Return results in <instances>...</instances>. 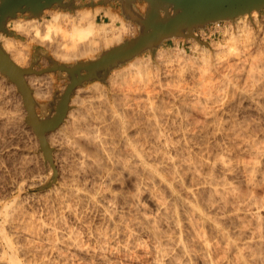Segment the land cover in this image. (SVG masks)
I'll use <instances>...</instances> for the list:
<instances>
[{
	"label": "rangeland",
	"instance_id": "obj_1",
	"mask_svg": "<svg viewBox=\"0 0 264 264\" xmlns=\"http://www.w3.org/2000/svg\"><path fill=\"white\" fill-rule=\"evenodd\" d=\"M77 2H79V4L77 3ZM112 2V3H111ZM117 0H111V1H109V3H103L102 2V0H89V1H87V0H77V1H75V3H74V8H67V10H71V11H74V10H78V9H82L83 7L84 8H91V9H93V8H95L96 6H98V7H100V6H107V5H109V6H111L113 9H119V10H121V8H120V3L118 2ZM139 2V4H143L144 2H142V1H138ZM137 2V3H138ZM97 3V4H96ZM115 3H116V5H115ZM95 4V5H94ZM102 4V5H101ZM119 6H118V5ZM145 4V3H144ZM83 5V6H82ZM82 6V7H81ZM134 6H137L136 4H134L133 5V7ZM80 7V8H79ZM53 8V7H52ZM55 8L56 7H54V9H52V10H55ZM97 8V7H96ZM136 9V8H135ZM137 10V9H136ZM145 10H146V4H145V8H144V11H142V12H139L138 10V12L137 13H139V14H141V15H143L144 13H145ZM48 11V10H47ZM47 11H46V13H47ZM255 12V13H254ZM254 12H252L250 15H248V14H245V15H243V16H240V17H238V18H235L233 21H231V20H228V21H220V22H216V23H209V24H206L205 26H204V28L202 27V28H198V29H195L194 31H193V35H194V38H183V37H179V38H170V39H166V40H164L162 43H161V45H159L158 47H155V48H153V50L151 51V50H146V51H144V52H142L141 54H139V55H136L135 57H133V58H131L130 60H128V61H125V62H122V63H120L119 65H117V66H115L114 68H112V69H110L105 75H103V76H99L98 78H92V79H90V80H86V81H82L79 85H76L72 90H71V93H70V96H69V98H68V101L66 102V109H65V112H64V115H63V119L61 120L62 122H60L59 124H58V126L56 127V128H64L65 126H66V124L68 123L69 124V122H68V120L70 121V117L71 118H73L74 116L75 117H77V118H79V117H81V116H85V115H87L86 113H88V115H90L92 118L90 119V116H86L87 118V122H88V120L89 121H91L92 119H99L98 117H99V114L100 115H102L101 113H103L104 115H102V117H100V119H101V121L100 120H98V121H100L99 123H103V125L105 124V125H107V127L104 125H102V123L101 124H99V123H96V122H98L97 120H96V122L94 121V120H92V121H94L95 123H96V125H97V127L95 126V123L94 122H89V123H91V124H89V123H87V125L89 124V126H91L92 127V124H93V126H95L94 128H91L90 127V129H93L94 131L96 130V129H98V130H100L101 131V135H102V137H101V135H100V131H98V130H96L95 132H99V134L98 135H96V133L94 132V134H95V139H98L99 140V142L101 143V144H103V142H104V140L102 141V139H104L105 138V140H106V138H107V140H108V138H109V140H108V143L109 142H111V141H114L113 143H116L115 144V146H113L114 144L111 142V143H109L113 148L114 147H116V145L117 144H121L120 143V135H118V133L119 132H117V130H116V132H114L115 131V128L114 127H112V129L114 128V131L111 133V131L109 130V129H111V127H110V125L112 124V126H113V123H111L112 122V120H113V118L112 117H114V112L115 113H118L119 114V112H120V114L121 115H123L124 113L126 114V113H130L131 111H132V109H133V112L132 113H130V114H133V113H135L134 111L135 110H137L136 112L137 113H140L142 110H144L143 112L144 113H150V114H152V115H154L155 113V116L157 115V117H159V119L161 120V125L159 124V127H161L162 129H161V133L165 136V137H167V142H174L173 144H175V142H178L179 141V143H176L175 145H176V149L178 150V148H179V150L180 151H184L183 152V154H181L182 152H177V156H178V154L179 155H181V156H178V157H180L179 159H181V161H182V157L184 156V159H186L187 161H189L188 159L190 158L191 160L190 161H195V162H193V163H195L196 165H195V167L197 168V173L196 172H194L193 171V173H192V170H187V171H189L188 173L185 171L186 169H183L184 171H185V174H184V171L182 170V172L180 171V174L179 175H181V174H183V175H181L180 177L177 175V177H179V179L177 178L176 179V182H175V179H172V181L171 182H175V184L177 185L178 184V186L177 187H174V186H172L173 187V189H170V188H172L171 186H170V184H168V183H171V182H169L170 181V179H171V176L170 175H168L169 173H166L167 175H168V177H169V179L167 180V179H164V177H167V175H165L164 174V172H166V170L164 171V170H162V169H160V166L158 167L157 165H156V168H157V172H154L153 174H152V176L153 175H155V174H157L159 177H162V176H164L163 177V179H161L162 181H164L162 184H161V180L160 179H157V178H159L157 175H155V176H157V177H154V179L151 177V176H149V175H145V174H142V176H141V173L138 171V173H137V175L140 177H137V178H135L136 177V174H135V172H137V171H135V172H133L132 174H133V176L135 175V177L134 178H132V174L131 175H129L128 176V174H127V172H128V170H126L127 172H125L126 174L124 175V173L123 174H121L120 176H119V174H120V172L122 171V169L120 170V169H116V165L114 164V162L112 163L111 161H113L112 160V157L111 158H109V156H110V154H109V152H111V146H109V144L107 143V141L106 142H104V145L105 146H107L109 149H111V150H109L108 152L107 151H105V150H108V149H106L107 147H103V145H95V144H92V146L94 145V146H96V147H91L90 145H88V144H90V143H92V142H89V140H88V143L85 141V139H87V138H80V139H78L77 141H79V142H77L76 141V143H75V145L73 146V147H66V148H52L51 147V145H49V147H50V149H51V164L53 165V168H54V170H55V173L53 172V170H52V167H51V165H50V163L44 158V155H43V153H42V151L40 150V146H39V143H38V140L36 139L37 137H36V135L32 132V129L29 127V126H27V124H26V121H25V119H26V112H25V109H24V106H23V102H22V97H21V95L19 94V92H18V90H17V88H16V86H14V84L12 83V82H10L8 79H7V77L5 76V75H3V74H1L0 73V230H1V234H6V236L8 235V238L9 239H13L12 240V242H14V246H15V248L16 247H18V250L16 249V252L18 253L19 251L21 252V248H20V245H22V247H24V246H26V243H27V245H29L30 243H31V246L33 245L34 247L37 245V247H39V245L40 246H42V247H47V241L46 240H44V239H46V238H44V237H42L41 239L39 238V237H41V236H38V235H36L35 233H36V231L37 230H35V231H32L31 230V228H32V226H35L34 225V222H35V224H36V226L37 227H40V225H42V224H40L39 226H38V224L40 223V222H44L45 223V225L47 224V226H50V228L52 227H54L53 229H56L57 227V229H56V231H58V232H55V233H57L56 235H54V236H57V237H55V238H61L60 240H58V239H55L54 238V240H56V241H59L58 243L59 244H61V247H62V249H64L65 247L66 248H68L67 250H63V251H65V252H69V253H66V254H69L68 255V259L67 260H69L70 258V261H67L65 264H78V262H79V264H100V263H102L103 261H105V263L103 262L102 264H109V262H110V264H149L150 263V258L149 257H151V253H152V251H153V246L155 245V244H157L158 243V245L160 244V243H162V247L163 246H166V245H163L165 242V239H166V241H167V238L169 239V237H170V239H172L171 240V242L173 241V238L174 239H176V240H178L179 241V238L178 237H180V235L181 234H183V235H181V237H183V238H181L183 241H180L181 242V244H182V242H183V244H184V247L186 248V250L188 251L189 249H191V250H189V253H190V255L189 256H187V254H181V255H179L178 253H176V248H175V246H179V244H180V242L178 243V244H174V241H176V240H174L172 243H170V245L168 244V246L170 247V249H171V251H170V249H169V251H168V249L167 250H165V251H167V253H165L164 255H165V257H169L170 259L168 260V258H165L164 256V260H163V257L161 258L162 259V262H163V264H187V262H188V264L190 263V264H201V263H199L200 261H199V259H197V258H199V257H196L197 255H199L198 253H200V251H198L197 249L198 248H196L195 249V246H192L193 245V242H192V236L193 235H191L192 233H190L191 231L189 230V228L187 227V226H184V225H186L185 224V222H184V220H183V218H182V215L181 216H177V218H178V220L176 221H174V222H172V227H170L171 226V223L168 225V223H169V221L171 222V219L172 220H174L175 218H174V216L176 217V215H180V214H182V208L178 205V207H179V210H178V208H176L177 206L175 205V203L177 204V201L174 203L173 201H175V198H177L175 195L177 194V196L182 200L181 202H186V201H188V202H191L192 201V203L193 204H197V206H199L200 204V208L201 209H204V211L205 212H207L206 214L208 215V214H210L209 216H215L217 213H220L221 212V210H222V212L221 213H224L225 211H223V209L222 208H220L219 210H217V211H215V210H212V211H209L210 209H208L207 208V206H206V204H204L203 205V201L201 200L202 198H204L205 196H207V194H206V192H204V189H205V186L203 187V183H205L206 181H204L202 178H203V176H204V179H206V178H208V176L212 173V172H214V173H212L211 174V177L213 176V178L215 177V179L216 180H218V178H220L219 179V181L220 180H222L223 179V177H224V182H225V179H226V182L225 183H230V185L231 184H234L233 186L235 187V191L237 190V192H236V194L237 195H243V196H245V194H246V192H248V195H250L251 193H253V194H251V195H254L253 197L255 198V195H257L256 196V200H258L257 202H259V203H264V181L262 180L263 178H264V173L262 172V171H264V169L262 170V167L263 166H261V171H260V173L259 174H261V173H263V175L261 174V176L263 177H261L260 175H258L257 174V176L259 177H261V178H258L257 176L255 177L256 178V180L254 179L252 182H251V180L250 179H248V175H249V173H247L245 170H243V168H244V166H243V163L245 164L246 162H248V160H249V158L250 157H247L243 152H241V151H237V150H240V149H237L236 147H238L237 146V144L236 145H232V147H231V144H230V142L231 143H233V138H232V136H230L231 138H229L230 139V141H228V138L227 137H229V136H227V134L228 133H230V127H232V126H230L229 127V125L230 124H235L234 126H237L238 125V123H240V126H242L243 125V123H244V125L245 126H242L243 128L245 127L247 130L249 129V131L251 130V128L252 127H250V126H255L256 125V123H257V125L255 126L256 128L258 127L259 128V125H260V130L258 129H256V128H254V130H253V128H252V130H253V132H252V130L249 132V131H247V132H249V133H247V134H250V136L249 135H246V137H250V139H249V137L247 138V140L249 139V140H251V138H253V140L255 139V138H257L258 139V143L259 142H262V141H260V140H263L264 138V130H262V128H264V124H262V123H264V118L262 119V117L263 116H261L260 114H262V112H264V111H261V113H260V111L259 112H257V111H254V109L251 107V105H249V104H246L248 101L246 100V99H243L244 97H243V93H250V90L251 91H253V92H251V93H254V91H255V86H256V83H258V82H260V81H262V79L264 78V8L263 9H261V10H259V11H254ZM46 13H44L41 17H38V18H43L45 15H46ZM254 13V14H253ZM26 14V13H25ZM25 14H18L17 16H25V17H30L29 15H28V13L25 15ZM16 16V17H17ZM245 17V23H243V24H241L240 26H236V25H239L240 23H237L238 22V20L239 19H241V18H244ZM37 18V17H36ZM254 18H255V20H254ZM97 23H99L100 22V17L98 16L97 18ZM134 24L135 25H137L135 22H134ZM138 26V25H137ZM248 26V27H247ZM237 27V28H236ZM243 27V28H242ZM244 27H245V29H244ZM139 28V27H138ZM228 28V29H227ZM242 28V29H241ZM260 28V29H259ZM5 29H6V31H7V34H9V35H14L13 33H11L10 32V30H9V28H8V23L6 24V26H5ZM227 29V30H226ZM237 29V30H236ZM244 29V30H243ZM249 30V31H248ZM251 30V31H250ZM226 31V32H225ZM241 31V32H240ZM258 31V32H257ZM246 32H247V34H246ZM249 32V33H248ZM138 33H139V31H138ZM237 33H239V34H237ZM241 33V34H240ZM252 33V34H251ZM232 34H233V36H232ZM235 35V36H234ZM244 35V36H243ZM239 38H238V37ZM233 37V39H234V41H231L232 39H229V38H232ZM248 38V39H247ZM249 38H251V39H249ZM22 39V38H21ZM226 39V40H225ZM245 39V40H244ZM127 40H130V39H127ZM193 40V41H192ZM229 40V41H228ZM250 40V41H249ZM254 40V41H253ZM249 41V42H248ZM236 42V43H235ZM258 42V43H257ZM197 43V44H196ZM252 43V44H251ZM255 45V46H254ZM258 45V46H257ZM229 47H231V48H229ZM201 49V50H200ZM227 49V50H226ZM162 50V51H161ZM206 50V51H205ZM225 50V51H224ZM234 50V51H233ZM260 50H261V52H260ZM164 51V52H163ZM204 51V52H203ZM208 51V52H207ZM221 51H223V52H225V53H223V52H221ZM230 51V52H229ZM162 52V53H161ZM169 54H168V53ZM208 54H207V53ZM214 52V53H213ZM217 52V53H216ZM227 52V53H226ZM228 52H229V56H228ZM232 52V53H231ZM216 53V54H215ZM221 53V54H220ZM231 53V54H230ZM234 53H236V54H234ZM259 53V54H258ZM157 54V55H156ZM242 55V56H240V55ZM258 54V55H257ZM213 55H215V57L213 56ZM218 57H217V56ZM262 55V56H261ZM223 56V57H222ZM230 56H231V58H230ZM236 56V57H235ZM139 57V58H138ZM157 57V58H156ZM160 57V58H159ZM171 57H172V59H171ZM214 57V58H213ZM225 57V58H224ZM258 57V58H257ZM134 58H138V60H139V62H140V60L141 61H143V62H140L141 64L142 63H144L143 65L145 66V65H149L148 67L149 68H147L148 69V72L149 71H151V73L149 72V75L147 76V78H148V80L150 81H148L147 82V78H146V76H143L142 74L143 73H141V74H138L139 76L137 77L136 75H134L135 77L134 78H130V80L133 82V81H135V83H134V85L130 82H126L127 83V86H126V84L124 85V81L122 82V78H118L117 79V77H116V75L118 74V73H120V71H121V73H122V70L124 71V68L126 67V66H128V64L130 63V61H132V60H134ZM143 58V59H142ZM234 58V59H233ZM244 58H245V60H244ZM257 58V59H256ZM237 59H239L238 61H237ZM241 59H242V61H241ZM94 59H91V61H93ZM95 60H97V59H95ZM94 60V61H95ZM164 62H163V61ZM179 60V61H178ZM222 60V61H221ZM90 61V59H86V60H81L79 63H86V62H91ZM145 61V62H144ZM162 61V62H161ZM225 61V62H224ZM230 61V62H229ZM56 63L55 61H53L52 60V58H51V56L48 54V52L44 49V48H42V47H40V46H35V47H33V49H32V55H31V61H30V63L28 64V66L27 67H24V68H28V67H30L31 65H32V67L34 68V70L35 71H38V70H42V69H45L46 67H49V66H51L52 65V63ZM214 62H216V63H214ZM220 62V63H219ZM224 62V63H223ZM139 63V64H140ZM169 63V64H168ZM207 63H208V65H207ZM218 63V64H217ZM226 63V64H225ZM49 64V65H48ZM224 64V65H223ZM231 64V65H230ZM243 64V65H242ZM164 65V66H163ZM165 65H166V67H165ZM171 65V66H170ZM228 65V66H227ZM236 65H238V66H236ZM263 65V66H262ZM65 66H68V65H65ZM142 66V65H141ZM215 66V67H214ZM156 67V68H155ZM225 67V68H224ZM227 67V68H226ZM232 67V68H231ZM243 67V68H242ZM24 68H22V69H24ZM116 68V69H115ZM131 68H133V70H134V67H131ZM166 68V69H165ZM168 68V69H167ZM204 68H205V70H204ZM207 68V69H206ZM223 69V70H222ZM238 69H240V70H238ZM253 69V70H252ZM126 70V69H125ZM136 70V69H135ZM216 70V71H215ZM242 70V71H241ZM233 71V72H232ZM254 71V72H253ZM260 71V72H259ZM136 72V71H135ZM143 72V71H142ZM207 72V73H206ZM213 74H212V73ZM231 72V73H230ZM251 72H252V75H251ZM263 72V73H262ZM66 73V72H65ZM64 72H59V71H51V72H46V73H43V74H40V75H33V74H30V75H28V76H34V77H42V75H43V77L46 75V76H48V75H50L51 77H53V80H54V84L52 85V87H50L51 88V90H52V92H53V97H52V99H51V101L50 102H46V101H42V100H36L35 98H34V93H33V89L32 88H30L29 87V89L31 90V92H32V98H33V100H34V103H35V112H36V115L38 116V118L40 119V120H43V121H46V120H49V119H52V117L56 114V109H57V106H58V103L61 101V97H62V95L64 94V92H65V90H66V88H67V85L70 83V78H68L69 76L67 75V73L65 74ZM85 72H82V74H84ZM248 73L250 74V75H248ZM254 73V74H253ZM259 73V74H258ZM166 74V75H165ZM192 74H194V75H192ZM203 74V75H202ZM207 74V75H206ZM209 74V75H208ZM140 75H142V77L140 78ZM151 75V76H150ZM154 75V76H153ZM155 75H156V77H155ZM214 75V76H213ZM230 75V76H229ZM231 75H232V79H231ZM261 75V76H260ZM204 77V78H202V77ZM207 76V77H206ZM250 76V77H249ZM252 76H254V77H252ZM3 77V78H2ZM26 77L27 76H24V79L26 80ZM42 77V78H43ZM111 77V78H110ZM114 77V78H113ZM116 77V78H115ZM185 77V78H184ZM199 77V78H198ZM245 77V78H244ZM247 77V78H246ZM110 78V79H109ZM150 78V79H149ZM208 78V79H207ZM216 78V79H215ZM230 78V79H229ZM251 80H250V79ZM260 78V79H259ZM114 79H115V81H114ZM129 79V78H128ZM127 79V80H128ZM134 79V80H133ZM139 79H142L141 80V82L140 83H138L140 80ZM145 80V82H147V84H145V82H144V80ZM153 79V80H152ZM206 79V80H205ZM101 81V85L103 86V90H100V91H102V92H100L99 90H98V92H96V100H97V102L95 101V99H91V97H90V94L89 93H87V92H85V93H83V94H81V96H80V100H83V101H85V100H88V101H90V102H92L93 104H91V103H87L85 106L86 107H89L90 109H88V108H85V106L83 107V108H85V110L82 108H80L78 105H75V104H73L72 103V105H71V101H72V99L74 98V96H75V92H76V90L78 89V88H87L90 84H92L94 81ZM108 80H111L112 82H116L115 84H117L118 85V87L117 88H113V87H111V86H109L110 85V81H108ZM129 80V81H130ZM139 80V81H138ZM214 80V81H213ZM264 80V79H263ZM157 81V82H156ZM209 81V82H208ZM212 81V82H211ZM223 81V82H222ZM230 81H231V83H230ZM241 81V82H240ZM249 81V82H248ZM121 82V83H120ZM155 82V83H154ZM211 82V83H210ZM216 82V83H215ZM229 82V83H228ZM27 83V82H26ZM142 83V84H141ZM153 83H154V85H153ZM200 83V84H199ZM214 85H213V84ZM224 83V84H223ZM227 83H228V85H227ZM238 83H240L239 85H238ZM245 83V84H244ZM130 84H132L130 87L132 88L133 86V89H131L130 88V90H129V85ZM136 84H137V86L138 85H140V86H136ZM199 84V85H198ZM233 84H234V86H233ZM237 84V85H236ZM11 85L12 86H14V88L12 89L11 88ZM28 85V84H27ZM120 85V86H119ZM123 85V86H122ZM146 85V86H145ZM154 87H153V86ZM212 85V86H211ZM216 85V86H215ZM221 87H220V86ZM242 85H243V87H242ZM249 85V86H248ZM201 86V87H200ZM211 88V89H208L209 87ZM220 88H219V87ZM232 86V87H231ZM238 86V87H237ZM245 86V87H244ZM251 86H254L253 88L251 87ZM111 87V88H110ZM124 87H126V88H123ZM135 87H137V88H135ZM148 89H147V88ZM152 87V88H151ZM236 87V88H235ZM247 87V88H246ZM118 88H120V89H118ZM128 88V89H127ZM141 88H143V90L141 89ZM180 88V89H179ZM184 88H185V90H186V92H185V90H184ZM228 88V89H227ZM229 88H230V92H229ZM242 88V89H241ZM246 90H245V89ZM76 89V90H75ZM115 89V90H114ZM136 91H135V90ZM139 89H141V90H139ZM206 89V90H205ZM222 89V90H221ZM225 89V90H224ZM236 89V90H235ZM118 90V91H117ZM122 90H124V91H122ZM130 91L129 93H131V96H130V94H129V96L130 97H128V101H130V102H128L127 100H125V101H123V99H122V92H123V94H124V92L125 91ZM145 90H147V92L145 91ZM150 92H149V91ZM162 90V91H161ZM184 90V91H183ZM219 90H221V92H218ZM238 90H241V91H238ZM121 91V92H120ZM128 91H127V93H128ZM132 91V92H131ZM134 91V92H133ZM138 91H140V92H138ZM145 91V92H144ZM154 91V92H153ZM164 91V92H163ZM168 91H170V92H168ZM175 91V92H174ZM226 91H227V93H226ZM234 91V92H233ZM246 91V92H245ZM116 92H117V94H116ZM118 92H119V94H121V96L118 94ZM143 92H144V94H143ZM167 92V93H166ZM173 92V93H172ZM178 92V93H177ZM182 92V93H181ZM200 92V93H199ZM211 92V93H210ZM217 92V94L218 93H220L219 94V96L220 95H222V93H224V94H226V95H223V98L221 99V98H219L220 100H221V103H220V100H218V102H217V100H216V98H218V96H217V94H215V93ZM59 93V94H58ZM106 93V94H105ZM126 93V92H125ZM133 93V94H132ZM135 93V94H134ZM136 93H138L137 95H136ZM148 93V94H147ZM186 93H188V94H186ZM190 93V94H189ZM209 93V94H208ZM212 93H213V95H212ZM261 93H264L263 91L261 92L260 91V94ZM98 94V95H97ZM102 94H104V95H102V96H104L103 97V99H99V97H101V95ZM114 94H115V96H114ZM183 94H184V96H183ZM197 94V95H196ZM210 94H211V97H210ZM229 94H233L232 96L231 95H229ZM258 94H259V92H258ZM259 94V96L261 97V95L262 96H264V94H261L260 95ZM20 95V96H19ZM100 95V96H99ZM119 96V98H118V100L116 99V97H118ZM135 95V96H134ZM141 95V96H140ZM149 95V96H148ZM151 95V96H150ZM188 95V96H187ZM207 95H209V96H207ZM214 95H216L215 96V98L213 97ZM242 95V96H241ZM137 96H139V97H141V98H138ZM171 96V97H170ZM178 96V97H177ZM190 96V97H189ZM194 96V97H193ZM195 96H199V98L200 99H203L204 97H206V99L207 98H209L210 99V101L211 102H209V99L207 100L208 101V103H207V101L206 102H203L204 103V105H203V107H204V109H202L201 107H200V105H201V103H200V101L199 102H197L196 100V104H195V101H191L192 103H194L193 105L195 106V108H194V106L193 107H191L190 105H191V102L190 101H187L189 98H196ZM204 96V97H203ZM241 96V97H240ZM115 97V98H114ZM121 97V98H120ZM134 98V99H132V98ZM149 97V98H148ZM151 97V98H150ZM155 97V98H154ZM182 97V98H181ZM187 99H186V98ZM189 97V98H188ZM212 97H213V100L215 99L216 100V103H214L213 104V102H215V101H213V100H211L212 99ZM243 97V98H242ZM58 98V99H57ZM107 98V99H106ZM113 98L115 99L114 100V102H113ZM131 100H130V99ZM162 98V99H161ZM175 98V99H174ZM183 98H184V100H186V102H184V100H183ZM191 98V99H192ZM198 98V97H197ZM227 98V99H226ZM235 98V99H234ZM238 98V99H237ZM119 99H121V101L120 102H125V105L127 106L128 104L130 105V103H131V105L130 106H132L131 108H129L128 109V107H130V106H128V107H126V109H125V106L122 104V106H120V103H119ZM171 99V100H170ZM174 99V100H173ZM177 99H178V101L179 102H183L182 104L181 103H179L178 101H177ZM181 101H180V100ZM205 99V98H204ZM237 99V100H236ZM36 100V101H35ZM93 100H94V102H96V104H94V102H93ZM103 102H102V101ZM118 102H117V101ZM133 100V101H132ZM140 100V101H139ZM149 100V101H148ZM164 100V101H163ZM170 101V103H169V101ZM226 100H228V101H226ZM104 101H107V102H105V104H102V103H104ZM127 101V102H126ZM137 101V102H136ZM144 101V102H143ZM167 101H168V103H167ZM173 101V102H172ZM178 103H177V102ZM240 102V103H238V102ZM247 101V102H246ZM99 102V103H98ZM116 102L118 103V104H116ZM135 102H136V104H135ZM188 102V103H187ZM202 102V101H201ZM230 102V103H229ZM235 102V103H234ZM243 102V103H242ZM101 103V104H100ZM109 103V104H108ZM135 105H134V104ZM141 103V104H140ZM143 103V104H142ZM150 103V104H149ZM166 103V104H165ZM190 103V104H189ZM200 103V104H199ZM225 103V104H224ZM238 103V104H237ZM249 103V102H248ZM39 104V105H38ZM90 104V105H89ZM145 104V105H144ZM184 104V105H183ZM197 104H199V105H197ZM207 104V105H206ZM212 104H213V106H212ZM223 104H224V106H223ZM228 104V105H227ZM232 104V105H231ZM234 104V105H233ZM92 105V106H91ZM96 105V106H95ZM103 105V106H102ZM108 105V106H107ZM138 105V106H137ZM150 105H151V107L152 106H154V107H150ZM160 107H159V106ZM165 105V106H164ZM169 105V106H168ZM182 105V106H181ZM215 105V106H214ZM216 105L219 107H216ZM238 105V106H237ZM239 105H243V106H239ZM263 105H264V103H263ZM99 106V107H98ZM102 106V107H101ZM106 106V107H105ZM109 106H111V108H108ZM119 106V107H118ZM124 106V107H123ZM134 106V107H133ZM143 107V109L141 108V107ZM145 106V107H144ZM150 107V109H149V107ZM157 106V107H156ZM174 106H176V107H174ZM180 106V107H179ZM190 106V107H189ZM196 106H198V108L196 107ZM236 106V107H235ZM249 106V107H248ZM98 107V108H97ZM115 107V108H114ZM116 107H118V108H116ZM139 109H138V108ZM184 107V108H183ZM189 107L190 108V110H192V111H190L189 110V108L187 109V108ZM201 108V110L200 111H202L203 112V114L201 115V113H200V111H198V109H200ZM227 107V108H226ZM233 107V108H232ZM245 107V108H244ZM78 108V109H77ZM95 108V109H94ZM103 108V109H102ZM108 108V110H105V109H107ZM121 108V109H120ZM124 108V109H123ZM136 108V109H135ZM153 108H154V110H155V112L154 113H152V111H153ZM171 108V109H170ZM181 108V109H180ZM197 108V109H196ZM208 108V109H207ZM210 108V109H209ZM223 108V109H222ZM238 108V109H237ZM239 108H240V110H239ZM241 108H242V110H241ZM243 108H244V110H243ZM246 108H248L249 110H247ZM77 109V110H76ZM87 109V110H86ZM92 109V110H91ZM93 109H94V111L95 112H100L99 114L98 113H96V115H95V112L93 111ZM99 109V110H98ZM111 109H112V111H113V114H111ZM119 109H120V111H119ZM128 109V110H127ZM157 109H159V110H157ZM164 109V110H163ZM206 109V110H205ZM213 109H215V111L213 110ZM217 109V110H216ZM218 109H221V110H218ZM227 109V110H226ZM72 111V113H71V111ZM78 111V113H76V111ZM105 110V113L104 112H101V111H104ZM116 110V111H115ZM118 110V111H117ZM122 110V111H121ZM125 110V111H124ZM141 110V111H140ZM147 110V111H146ZM163 110V111H162ZM177 110H179V111H177ZM181 110V111H180ZM184 110V111H183ZM194 110H195V113H194ZM224 110V111H223ZM232 110V111H231ZM69 111H70V114H72V116H70V115H68L69 114ZM84 111V112H83ZM91 111V112H90ZM110 111V112H109ZM140 111V112H139ZM146 111V112H145ZM160 112L161 113V117H163L164 115H166L168 112V114H173V113H176L175 115L173 114V116L171 115V117H170V115H169V117H170V119L172 118V119H174V120H170L169 119V121L167 122H165V119H162L161 117H160V115L157 113V112ZM165 111V112H164ZM171 111V112H170ZM185 111L187 112V113H185ZM226 111V112H225ZM241 111H242V113H241ZM68 112V113H67ZM121 112H123V114L121 113ZM142 112V113H143ZM189 112V113H188ZM191 112V113H190ZM198 112V113H197ZM213 112V113H212ZM249 112H250V114H249ZM252 112V113H251ZM94 113V114H93ZM108 113H110L109 115H108ZM163 113H164V115H163ZM205 113H207V114H205ZM208 113H210V115L211 114H213V116L215 115V113L217 114V115H215L214 116V120H213V116L211 117V116H208L209 114ZM219 113V114H218ZM221 113V114H220ZM246 113V114H245ZM256 113V114H255ZM257 113H259V114H257ZM75 114H78V116L77 115H75ZM119 114V115H120ZM192 114V115H191ZM228 114V115H227ZM241 114V115H240ZM252 114V115H251ZM22 115V116H21ZM110 116V119H108L109 117H107V116ZM116 115V114H115ZM118 115V116H119ZM159 115V116H158ZM179 115V116H178ZM185 115V116H184ZM188 115H190V117L188 116ZM196 115V116H195ZM220 115V116H219ZM230 115V116H229ZM231 115H233V116H231ZM242 115H243V117H242ZM20 116V117H19ZM70 116V117H69ZM95 116H97V117H95ZM181 116V117H180ZM193 116V117H192ZM198 116V117H197ZM206 116H207V118H206ZM220 117V118H215V117ZM249 116V117H248ZM22 117V118H21ZM89 117V118H88ZM104 117H106L107 119H105ZM156 117V118H157ZM186 117V118H185ZM200 117V118H199ZM237 117V118H236ZM246 117H247V121H244V120H246ZM251 117V118H250ZM111 118H112V120H111ZM164 118V117H163ZM168 118V117H167ZM176 118H178V119H176ZM179 118H181V119H179ZM187 118H188V120H189V122L188 121H185V120H187ZM209 118V119H208ZM210 118H212V119H210ZM243 118V119H242ZM258 118V119H257ZM104 119V120H103ZM184 119V120H183ZM193 119V120H192ZM222 119V120H221ZM228 119V120H227ZM234 119V120H233ZM237 119H239L238 121H237ZM20 120V121H19ZM105 121V122H103V121ZM109 120H111V122L109 121ZM160 120H158L159 122H160ZM190 120H191V122H190ZM197 120H199V122L202 124L203 122H204V124L206 123L207 125V129L205 128L206 126L204 125V124H200ZM202 120V121H201ZM205 120V121H204ZM207 120V121H206ZM210 120H212L213 122H211ZM216 120V121H215ZM218 120V121H217ZM224 120V121H223ZM225 120L227 121L226 123V125H224L225 123H223V125H222V123H220V124H217V122H225ZM241 120L243 121V122H241ZM248 120H250V122L248 121ZM256 120V121H255ZM109 123H108V122ZM165 123H164V122ZM193 121V122H192ZM200 124V125H198V127L200 126V128H196V126H197V122ZM214 121H215V123L216 124H214V125H219V130L221 131V128L220 127H223V126H228V132H227V134L225 135L224 134V127H223V129L224 130H222V132H223V134L217 129L218 128V126L217 127H215L214 125H213V123H214ZM234 121V122H233ZM177 122V123H176ZM179 122V123H178ZM187 122V123H186ZM195 122V124H193V126H192V123H194ZM228 122H229V125H228ZM232 122V123H231ZM246 122H248L247 124H246ZM253 122V123H252ZM255 122V123H254ZM171 125H170V124ZM174 123V124H173ZM184 123H186V125H183ZM189 123V124H188ZM209 123H210V125H209ZM242 123V124H241ZM65 126H64V125ZM67 124V125H68ZM108 124H109V127H108ZM173 124V125H172ZM176 124V125H175ZM181 125V126H179V125ZM188 124V125H187ZM249 124V125H248ZM25 125V126H24ZM102 127V128H104V129H102L100 126ZM183 125V126H182ZM209 125V126H208ZM214 126V128H216V129H214L213 131H212V127ZM172 126H173V128H172ZM188 128H187V127ZM191 126V127H190ZM204 126V128H202ZM247 126V127H246ZM29 127V128H28ZM99 127H100V129H99ZM167 127V128H166ZM175 127V128H174ZM182 127H184V129L182 128ZM55 128V129H56ZM188 130H187V129ZM225 128H227V127H225ZM106 129H108V130H106ZM111 129V130H112ZM160 129V128H159ZM181 129V130H180ZM191 129H192V132H191ZM200 129H201V131H200ZM202 129H206L205 131H207L208 129V131L207 132H205V131H203ZM256 129V130H255ZM129 130H131V131H128V135H129V132L130 133H134L133 132V129L132 128H130ZM182 130H184L185 131V133L186 134H184V133H181V131ZM196 130H198L199 132H201L202 134H197V133H199V132H197ZM232 130V129H231ZM108 131H110V133H108ZM163 131V132H162ZM175 131V132H174ZM184 131H182V132H184ZM190 131V132H189ZM196 131V132H195ZM203 131V132H202ZM214 132V133H212V132ZM225 131H227V130H225ZM256 133H255V132ZM260 131H262V133L260 132ZM50 132V131H49ZM166 132H168V134H166ZM176 132H178L177 134H178V136H177V134H176ZM210 132L212 133V134H210ZM217 132H220V134L219 133H217ZM257 132H259V133H257ZM104 133V134H103ZM180 133H181V135H180ZM196 133V134H195ZM203 133H206V134H203ZM215 133H217V134H215ZM255 133V134H254ZM93 134V135H94ZM110 134H113V135H111L110 136ZM115 134H117V135H115ZM120 134V133H119ZM135 134V133H134ZM134 134H130L131 136L132 135H134ZM170 134V135H169ZM172 134V135H171ZM263 134V135H262ZM99 135H100V139H101V141H100V139L99 138H97V137H99ZM106 135V136H105ZM114 135H115V137L117 138V140H115L116 138L114 137ZM129 135V136H130ZM136 135V134H135ZM134 135V138L135 139H137V138H139L138 137V135H136L135 136ZM168 135V136H167ZM182 135H184V137L186 138V137H189L190 135V139L188 138H186L187 140L185 141V138L184 137H182ZM195 135V136H194ZM199 135H202V137L201 138H203V139H201L200 137L199 138H195V137H197V136H199ZM205 135V136H204ZM208 137H207V136ZM220 135H221V137H220ZM226 137H225V136ZM230 135V134H229ZM253 135V136H252ZM259 135V136H258ZM261 135H262V137H261ZM103 136H104V138H103ZM119 137V139H118V137ZM131 136H130V138H131ZM176 136V137H175ZM192 136H194L193 138H195V140L192 138ZM212 136V138H210ZM215 136V137H214ZM223 136V137H222ZM114 137V138H113ZM179 137V138H178ZM218 137V138H217ZM112 138H113V140H112ZM168 138L169 139H171L172 141H170V140H168ZM173 138V139H172ZM204 138H205V141H204ZM215 138V139H214ZM263 138V139H262ZM35 139V140H34ZM135 139H133V136H132V140H135ZM192 139V140H191ZM257 139H255V140H257ZM81 140V141H80ZM119 140V141H118ZM175 140H177V141H175ZM181 140H183V141H181ZM194 140V141H193ZM200 140H202L204 143H202V142H200ZM207 140H208V142H211V143H208L207 142ZM212 140V141H211ZM214 140V141H213ZM223 140V141H222ZM248 140V141H249ZM253 140H251V141H253ZM254 140V141H255ZM116 141V142H115ZM181 141V142H180ZM185 141V142H184ZM198 141V142H197ZM216 141V142H215ZM219 141V142H218ZM221 141V142H220ZM85 142V143H84ZM97 141H95L94 143H96ZM119 142V143H118ZM184 142V143H183ZM187 142V143H186ZM191 142V143H190ZM197 142V143H196ZM223 142V143H222ZM225 142V143H224ZM263 142H264V140H263ZM259 143V144H261V145H264V143ZM38 143V144H37ZM78 143V144H77ZM83 143V144H82ZM105 143H107V144H105ZM183 143V144H182ZM199 143V144H198ZM207 143V144H206ZM87 144V145H86ZM97 144H99L98 142H97ZM171 144V143H170ZM173 144H171V145H173ZM178 144V145H177ZM188 145V147H186L187 145ZM191 144V145H190ZM203 144V145H202ZM216 144V145H215ZM220 145V146H217V145ZM221 144H222V146H221ZM77 145V146H76ZM83 145V146H82ZM150 145V144H149ZM174 145V146H175ZM195 145H196V147H195ZM211 145V146H210ZM226 147H224V146ZM80 146V147H79ZM82 146V147H81ZM122 144L119 146L118 145V147L117 148H119V147H121L122 148ZM193 146V147H192ZM201 146V147H200ZM202 146H203V148H202ZM207 146H209V147H207ZM74 147H76L77 148V150H79V148H81L82 150H83V153L84 152H86L85 153V156H87V157H85V156H83V158H84V160H86V158H90L91 156L93 157V149L95 150L96 148H100V150H98V151H102L103 152V157H101L100 155H102L100 152V155H99V153H97V152H94V153H97V154H95V156L96 155H98V157H97V159H102V162L101 163H99L100 164V167L101 166H103L102 168H103V173L104 174H106V175H104L101 171V173L99 172V170H97L98 172H94L93 173V175H92V171H90L89 172V175L87 174L86 175V173L87 172H83L82 170H81V172H80V169L78 170L77 169V166L78 165H80V164H78V160H80V158H82V157H76V156H79V155H81L82 156V154L83 153H81L82 152V150L80 149L79 150V152H80V154L79 155H76L77 153H75V152H78V151H75L74 152V150L76 149V148H74ZM87 147V148H86ZM178 147V148H177ZM182 147H183V149H182ZM201 149V151L199 150V148ZM212 147V148H211ZM220 147H222V148H220ZM229 149H228V148ZM93 148V149H92ZM104 148L105 150H102V149ZM121 148H119V152L117 153L118 155H120V154H122L123 152L124 153H126L127 154V152H125V148H123L122 150H123V152H121L120 153V151H122V150H120ZM188 148V149H187ZM193 150H192V149ZM234 148V149H233ZM239 148V147H238ZM86 149V150H85ZM89 149V150H88ZM196 149H198L199 151H197ZM203 149H205V150H203ZM207 149V150H206ZM221 149V150H220ZM223 149V150H222ZM187 152H186V151ZM214 150H216V151H214ZM225 150V151H224ZM232 150V151H231ZM39 151H41V152H39ZM71 151V152H70ZM73 151V152H72ZM96 151H97V149H96ZM205 151V152H204ZM214 151V152H213ZM227 151H229V153H227ZM55 154H54V153ZM78 152V153H79ZM195 152V153H194ZM196 152H197V154H196ZM198 152H199V154H198ZM207 152V153H206ZM209 152V153H208ZM216 152V153H215ZM223 154H222V153ZM232 152H234V153H232ZM42 153V155H40V154ZM75 153V154H74ZM92 153V154H91ZM104 153H108V156L106 155V154H104ZM122 154V155H124L125 156V154ZM187 153V154H186ZM192 153V154H191ZM194 153V154H193ZM211 153V154H210ZM215 153V154H214ZM232 153V154H231ZM235 153H237V154H235ZM241 153V154H240ZM71 154V155H70ZM208 154H210V156H209V158H208ZM230 155V156H228V155ZM244 154V155H243ZM73 155V156H72ZM76 155V156H75ZM84 155V154H83ZM91 155V156H90ZM183 155V156H182ZM187 155H189L188 156V159H187ZM192 155H198L197 157L195 156H193L194 158H196V160L192 157ZM213 155H215V157H213ZM217 155H219L218 157H217ZM221 155H223L222 157L223 158H225V156H226V159H224V160H221V161H224L225 163H226V165H225V163L223 164L221 161H220V159L222 158H219ZM40 156V157H39ZM72 156V157H71ZM121 156V155H120ZM203 156V157H202ZM244 156L247 158H244ZM54 157V158H53ZM90 158V159H92L93 160V158ZM122 157V156H121ZM228 157V158H227ZM230 157V158H229ZM241 157H243L242 159H241ZM74 158H75V161H74ZM95 158V157H94ZM104 158V159H103ZM106 158V159H105ZM108 158V159H107ZM203 158V159H202ZM222 158V159H223ZM232 158V159H231ZM76 159H78V160H76ZM109 159H111V161L109 162ZM201 159V160H200ZM213 159V160H212ZM217 159H218V161H217ZM244 159V160H243ZM46 160V161H45ZM83 160V159H82ZM82 160H80V162L82 161ZM105 160V162H103ZM185 160V161H186ZM199 160V161H198ZM203 160V161H202ZM209 160V161H208ZM229 160V161H228ZM245 161V162H243V161ZM54 161V162H53ZM87 161L89 162V159H87ZM91 161V160H90ZM99 161V160H98ZM101 161V160H100ZM99 161V162H100ZM184 161V160H183ZM189 161V162H190ZM197 161V162H196ZM214 161V162H213ZM219 161H220V163H219ZM243 163H242V162ZM74 162V163H73ZM204 162L206 163H208V164H204ZM210 162V163H209ZM48 163V164H47ZM103 163H105V164H103ZM106 163H109V164H106ZM199 163V164H198ZM214 163V164H213ZM218 163V164H217ZM228 163V164H227ZM74 164L75 165H77V166H74ZM102 164V165H101ZM111 164H112V167L110 168L109 166H111ZM115 166H114V165ZM154 164V163H153ZM201 164V165H200ZM220 164V165H219ZM105 165V166H104ZM205 165V166H204ZM234 165V166H233ZM243 166V168H242V166ZM106 166H107V168H106ZM210 166H212V167H210ZM221 166V167H220ZM224 166L228 169V171H227V169L225 168L224 169ZM43 167V168H42ZM56 167V168H55ZM114 167V169H112ZM202 167V168H201ZM215 167V168H214ZM223 167V168H222ZM78 168H80V166L78 167ZM104 168H106L105 170H104ZM109 168V169H108ZM117 168H119V167H117ZM198 168H201V169H198ZM204 168V169H203ZM207 168V169H206ZM211 168V169H210ZM242 168V169H241ZM162 170V172L160 171V170ZM210 169V170H209ZM217 169V170H216ZM232 171H231V170ZM239 169V170H238ZM80 172V174H81V176H80V174H78V171ZM100 170H102V169H100ZM116 170H119V171H116ZM159 170V171H158ZM200 172H199V171ZM204 170H205V172H204ZM211 170H212V172H211ZM214 170V171H213ZM216 170V171H215ZM219 170V171H218ZM230 170V171H229ZM74 171H76L75 173H74ZM108 171V173H106ZM111 171V172H110ZM222 171V172H221ZM223 171H224V173H223ZM239 171H243L242 173L241 172H239ZM43 172V173H42ZM59 172V173H58ZM114 173V174H111V173ZM116 172H117V174H116ZM122 172H124V170L122 171ZM121 172V173H122ZM163 174H161V173ZM203 172V173H202ZM209 172V173H208ZM221 172V173H220ZM246 172V173H245ZM85 173V174H84ZM98 173V175H96ZM129 173V172H128ZM131 173V172H130ZM129 173V174H130ZM193 175L192 176V178H191V174ZM200 173H202V174H200ZM205 173V174H204ZM216 173H217V175H216ZM228 173V174H227ZM72 174H73V176H72ZM75 174V175H74ZM79 176H78V175ZM95 174V175H94ZM99 174L100 175H102V177L100 176V179H99ZM108 174V175H107ZM111 174V175H110ZM116 174V175H115ZM150 174V175H151ZM162 176H161V175ZM186 174H187V176H186ZM221 174V175H220ZM245 174H246V176H245ZM70 175V176H69ZM83 175V176H82ZM85 175V176H84ZM94 177H92V176ZM113 175V176H112ZM197 175V176H196ZM200 175H201V177H200ZM203 175V176H202ZM207 175V176H206ZM216 175V176H215ZM223 175V176H222ZM40 176V177H39ZM60 176V177H59ZM91 176V177H90ZM96 176H98L97 178H96ZM106 176V177H105ZM107 176H109V177H107ZM118 176H119V180H118ZM148 176H149V178H148ZM184 176V177H183ZM196 177V179H198V181L195 179V177ZM248 176V177H247ZM147 177V178H146ZM183 177V178H182ZM188 177V178H187ZM230 177V178H229ZM232 177V178H231ZM246 177V178H245ZM42 178V179H41ZM75 180H74V179ZM78 178V180H76ZM82 178V179H81ZM92 178H93V180H92ZM106 178V179H105ZM125 178H127V179H125ZM139 178V179H138ZM144 178V179H143ZM180 178H181V182H180ZM185 178H187L186 180H185ZM66 179V180H65ZM88 179L90 180V181H88ZM95 179V180H94ZM108 179H110L109 181H108ZM111 179H112V181H111ZM124 179H125V181H124ZM138 180V181H136V180ZM184 179V180H183ZM188 179H190V180H188ZM196 181H195V180ZM105 180V184H104V181ZM131 180V181H130ZM139 180H141V181H139ZM149 180V181H148ZM153 180H155V182L153 181ZM168 181V183H167V181ZM192 180V182H189V181H191ZM200 180V181H199ZM222 180V181H223ZM248 180H250V182H247ZM257 180H259V181H257ZM69 181H70V183H69ZM74 183H73V182ZM77 181V182H76ZM98 181V182H97ZM144 181V182H143ZM187 181V182H186ZM245 181H246V183H245ZM261 181V182H260ZM90 182V183H89ZM103 182V183H102ZM120 182H121V184H120ZM134 182H136V184H138V185H136ZM154 182V183H153ZM160 182V183H159ZM173 182V183H174ZM178 182H180V183H178ZM183 182H185V183H183ZM193 182H195V183H193ZM198 184H197V183ZM234 182V183H233ZM30 183H32V184H35V185H33V186H29L28 187V185H30ZM75 183H77V185H80V186H78V187H82L81 189L85 192L86 190H87V192L88 193H86V194H90V195H92V194H96L97 192H102V190L103 189H105L106 191L107 190H109L108 192H112L113 194H115L116 192V199L114 198L113 199V201L112 202H109V201H111V200H107L110 204H112L113 202H114V200L116 201V202H114V204L113 205H110V207L111 206H113V207H111L112 208V210H116V211H113L112 213L113 214H115V215H113V216H115L114 218H113V221L115 220V222L113 223V221L112 222H110V223H112V225L111 224H107L106 222H101L103 219H102V217H100L101 215L98 213L97 214V212H95L94 210H92L91 211V207L90 206H88L84 201H78V200H76V199H74V198H72V197H70L69 196V193L68 192H66L65 193V191H68V189L71 187V186H74V184ZM81 183V184H80ZM84 183V184H83ZM92 183H94V184H96V185H94V184H92ZM100 183V185L97 187V185ZM145 183V184H144ZM148 183V184H147ZM153 185H152V184ZM156 183H158V184H156ZM166 183V184H165ZM181 183H183V184H181ZM192 183V184H191ZM249 183H251V184H249ZM73 184V185H72ZM85 184H87V185H85ZM104 184V185H103ZM112 184V185H111ZM142 184V185H141ZM151 184V185H150ZM155 184V185H154ZM181 184V185H180ZM187 185V187H185L186 185ZM197 184V185H196ZM236 184V185H235ZM76 185V186H77ZM84 185V186H83ZM121 185V186H120ZM145 185H147V186H145ZM173 185V184H172ZM246 185V186H245ZM249 185V186H248ZM251 185V186H250ZM20 186H22V188H20ZM67 186V187H66ZM102 186V187H101ZM108 186H109V188H108ZM112 186V187H111ZM137 186V187H136ZM141 188H140V187ZM143 186L145 187V188H143ZM152 186V187H151ZM156 187V189H155V187ZM162 186V187H161ZM165 186H167V187H169V189L171 190V191H173L174 193H175V191L177 192L176 194H174V193H172L171 191L170 192H168L169 191V189L167 188V187H165ZM182 186H184V187H182ZM189 186V187H188ZM192 186H194V187H191ZM195 186H198L197 188L195 187ZM200 186H201V188H200ZM239 186V188H237ZM18 187V188H17ZM85 187V188H84ZM114 187V188H113ZM146 187H147V189H146ZM178 187H180V188H178ZM255 187V188H254ZM54 188H56V189H54ZM100 188H102V189H100ZM174 188H175V191H174ZM186 188V189H185ZM191 188V189H190ZM242 188V189H241ZM248 188V189H247ZM46 189H48V190H46ZM52 189V190H51ZM86 189V190H85ZM100 189V190H99ZM113 189V190H112ZM140 190L141 189V191H138V190ZM149 189V190H148ZM153 189V190H152ZM157 191H155V190ZM158 189H161V190H158ZM183 189H184V191H183ZM193 189V191L194 192H196L195 194H199V192H197L198 191V189H201V191L203 192V193H205V194H202V192L199 194V195H203L202 197L201 196H198L200 199H197L196 200V195H194V192L193 191H190V192H193V196H195L194 198H190V196H192V193H190V192H188L189 194H186L187 192L186 191H188V190H192ZM241 189V190H240ZM55 192H54V191ZM57 190H59V191H57ZM61 190V191H60ZM105 190H103V191H105ZM163 190H164V192H163ZM196 190V191H195ZM53 191V192H52ZM96 191V192H95ZM144 191V192H143ZM152 191V192H151ZM160 191V192H159ZM166 191V192H165ZM181 191V192H180ZM37 192V193H36ZM39 192V193H38ZM43 192V193H42ZM47 192V193H46ZM58 192H59V194H58ZM91 192V193H90ZM135 192V193H134ZM139 192V193H138ZM142 192V193H141ZM154 192V193H153ZM185 192V193H184ZM244 192H245V194H244ZM50 193V194H49ZM52 193V194H51ZM54 193H56L55 195H56V197H55V195H54V197L52 196ZM68 193V194H67ZM136 193H138V194H136ZM154 194L155 195V193H156V196H157V198L159 199H157L156 197V199L158 200V201H160V196L163 198L161 201V203L164 205V207H167V205H169L170 207H168V209H169V212L170 211H173V210H175L174 212H171L170 214H175L172 218H171V215H169L168 217H170V219L168 218V219H165L164 220V218H162L161 219V217L159 218V217H157V216H159L158 215V213H157V216H156V210H155V208H154V206H153V204H152V202H153V200H151V198L149 199V198H147V195L148 194ZM161 193V194H160ZM164 193V194H163ZM168 193V194H167ZM241 193V194H240ZM243 193V194H242ZM28 194H29V196H28ZM32 194V195H31ZM134 194V195H133ZM140 194H142L141 196H137V195H140ZM152 194V195H153ZM163 194V195H162ZM167 194V195H166ZM184 194V195H183ZM191 194V195H190ZM20 195V196H19ZM46 195V196H45ZM51 197H50V196ZM60 195H62L61 197H62V199H61V197H60ZM165 195V196H164ZM173 195H174V200H173ZM47 198V199H50V200H47L45 197ZM125 196V198H123ZM132 196V197H131ZM141 197V199H139V198H137V200L139 199L140 201H135L136 200V198H134V197ZM165 197V200H164V197ZM171 197V199L170 198H168V197ZM259 196V197H258ZM43 197V198H42ZM49 197V198H48ZM69 197V198H68ZM122 199H121V198ZM127 197V198H126ZM183 197H185V198H183ZM197 197V198H198ZM38 198V199H37ZM55 198H57V200H55ZM60 198V199H59ZM131 198V199H130ZM132 198H134V200L132 199ZM186 198H187V200H186ZM206 198V197H205ZM260 198H261V200H260ZM46 199V200H45ZM72 199H73V201H72ZM127 199V200H126ZM169 199V200H168ZM178 199V198H177ZM179 199V200H180ZM15 200V201H14ZM36 200H38V201H36ZM45 200V201H44ZM53 202H52V201ZM61 200V201H60ZM63 200V201H62ZM66 200V201H65ZM167 200V201H166ZM191 200V201H190ZM194 200L197 202H195L194 203ZM199 200H201V201H199ZM204 200V199H203ZM260 200V201H259ZM16 201H17V204L18 203H21V205H19L18 207L21 209V210H19L18 212L16 211V213H15V217L13 216V218H12V223H11V221H10V223H8V222H5L4 221V219H3V216H4V214H3V212H4V207H6L7 205H9V204H11V202H14V203H16ZM21 201V202H20ZM60 201V202H59ZM70 201V202H69ZM124 201H125V203H124ZM128 201V202H127ZM152 201V202H151ZM166 201V202H165ZM172 201V202H171ZM263 201V202H262ZM59 202V203H58ZM78 202V203H77ZM81 202V203H80ZM107 202V203H108ZM123 202V203H122ZM127 202V203H126ZM140 202V203H139ZM163 202H165L166 204H164ZM206 202V201H205ZM204 202V203H205ZM23 203V204H22ZM56 203H58L59 205H56ZM65 203H67V204H65ZM105 203H106V200H105ZM116 203H117V207L115 206L116 205ZM169 203V204H168ZM48 204V205H47ZM68 204H69V206H68ZM119 204V205H118ZM129 204V205H128ZM171 204V205H170ZM178 204H180L179 203V201H178ZM199 204V205H198ZM46 205H47V207H46ZM80 205H82V206H80ZM83 205H85V206H83ZM126 205V206H125ZM139 205V206H138ZM42 206H43V208H42ZM49 206V207H48ZM59 206V207H58ZM64 206V207H63ZM74 206V207H73ZM77 206V207H76ZM107 206H109V205H107ZM131 206V207H130ZM137 208H136V207ZM144 206V207H143ZM176 206V207H175ZM202 206V207H201ZM58 209H57V208ZM71 207V208H70ZM109 207V208H110ZM121 207V208H120ZM123 207V208H122ZM175 207V208H174ZM207 209H206V208ZM18 208V209H19ZM46 210H45V209ZM49 208H51V209H49ZM62 208V209H61ZM74 208V209H73ZM110 208V209H111ZM114 208V209H113ZM129 208H130V211H132V212H130L129 211ZM140 208V209H139ZM144 208V209H143ZM174 208V209H173ZM180 208H181V210H180ZM17 209V210H18ZM71 209H72V211H71ZM88 209V210H87ZM124 209V210H123ZM177 209V210H176ZM206 209V210H205ZM63 210V211H62ZM136 212H135V211ZM138 210V211H137ZM141 210V211H140ZM143 210H145V212L143 211ZM155 210V211H154ZM46 213H45V212ZM51 211V212H50ZM60 211V212H59ZM126 211V212H125ZM142 211H143V213H142ZM209 211V212H208ZM54 212V213H53ZM116 212V213H115ZM233 211H231V213H232ZM262 212H264V211H262ZM22 213V214H21ZM55 213H56V215H55ZM62 213V214H61ZM94 213H96V214H94ZM121 213H124L123 215H121ZM130 213V214H129ZM136 215H135V214ZM137 213H138V215H137ZM146 213V214H145ZM216 213V214H215ZM220 213V214H221ZM229 213V214H228ZM227 214H226V212L224 213L225 215H231V213L230 212H228ZM19 214V215H18ZM46 214V215H45ZM51 214H53V215H51ZM85 214V215H84ZM126 214V215H125ZM128 214V215H127ZM147 215V217L148 218H150V216H152L151 218H153V216H154V218H155V220L154 221H152L153 219H151V225H153V226H156L158 229H159V232H160V235H162V236H159V237H162V239H160V238H158L160 241L162 240V242H159V240L158 241H156L155 243H154V238L153 239H151L152 238V236L150 235V233H149V228H151L150 226V224L147 222V221H145L144 219V221L141 219H138V218H143L144 216L143 215ZM148 214H150V215H148ZM212 214V215H211ZM215 214V215H214ZM26 215V216H25ZM60 215V216H59ZM73 215V216H72ZM100 215V216H99ZM119 215V216H118ZM131 215V216H130ZM217 215H219V214H217ZM20 216V217H19ZM49 216V217H48ZM90 216V217H89ZM122 216V217H121ZM17 217V218H16ZM23 217V218H22ZM29 217V218H28ZM44 217V219H42ZM54 217H55V221H54ZM84 217V218H83ZM94 217V218H93ZM120 217H121V219H120ZM41 218V219H40ZM46 218V219H45ZM52 218V219H51ZM61 218V219H60ZM99 218V219H98ZM130 218V219H129ZM135 218V219H134ZM174 218V219H173ZM182 218V219H181ZM28 219V220H27ZM57 219V220H56ZM84 219H86V220H84ZM102 219V220H101ZM119 219V220H118ZM126 219V220H125ZM134 220V222H133V220ZM138 219V220H137ZM159 219V220H158ZM15 220V221H14ZM27 220V221H26ZM41 220V221H40ZM46 220V221H45ZM51 220V221H50ZM53 220V221H52ZM63 222H62V221ZM81 220V221H80ZM163 220V221H162ZM167 220H169V221H167ZM25 221V222H24ZM49 221V222H48ZM85 221V222H84ZM87 221V222H86ZM117 221H120V222H117ZM131 221V222H130ZM161 221L163 222V223H161ZM165 221V222H164ZM178 221H180V222H178ZM232 222H233V224H232V222L231 223H229L230 222V220L226 223L227 224V227H225V230L229 233V234H234V235H232V236H230V237H232V239H233V241L232 242H237L238 243V241H237V239L238 240H240L239 241V243L237 244L238 246H239V248L237 249V245H236V248L233 250V251H235L236 250V252H238V254L236 253V252H228L227 253V251H226V247H224L225 248V252H224V248L219 244H217V242H218V240L216 239V237H215V234L213 233V232H210V231H212L211 229H208V228H211L210 226H205L204 227V233H205V231H207L206 233L208 234V235H210L209 237H211V238H209L208 237V235L206 234H204V236H207L206 237V240L209 238V243L210 244H216V245H214V247H216V248H214V247H212L213 249H214V251H215V249H216V252H218V251H220V249H221V247H222V249H221V251L222 252H218L216 255H217V257H216V255H215V253H214V251H213V249H211V256H210V252L208 253V254H206L205 255V258L207 257L208 258V260H210L211 261V263L210 264H238V260H235L236 258L234 257V256H236V255H239L240 256V251L242 252L243 251V248L244 247H246V246H242V244L243 245H245V240L244 241H242V238L241 239H239L240 237H238V235L239 236H241L240 235V233L238 232V227H239V225H237L236 223H235V225H234V222L235 221H233V220H231ZM30 222V223H29ZM50 222H52V223H50ZM54 222V223H53ZM57 224H56V223ZM123 222H125V223H123ZM127 222H128V224H127ZM136 222V224L134 225V223ZM147 222V223H146ZM155 222H156V224H155ZM159 224H158V223ZM175 222H177L178 224H180V225H178V227H181L182 226V228H178V230H177V228L176 227H173L174 225H175ZM182 222L184 223V225L182 224ZM8 223V224H7ZM17 223V224H16ZM26 223V224H25ZM33 223V224H32ZM87 223V224H86ZM88 223H89V226H88ZM104 225H103V224ZM106 223V224H105ZM118 223V224H117ZM120 223V224H119ZM122 223V224H121ZM131 223V225H129ZM138 223H141V225H139ZM10 224V225H9ZM24 224V225H23ZM31 224V225H30ZM53 224H54V226H53ZM62 224V225H61ZM98 224V225H97ZM103 226H102V225ZM114 224V225H113ZM144 224V225H143ZM157 224H158V226H157ZM182 224V225H181ZM225 224V225H226ZM231 224V225H230ZM15 227H14V226ZM23 225V226H22ZM25 225H27V226H25ZM44 225V224H43ZM106 225V226H105ZM107 225H110L109 227L111 228H109ZM121 225V226H120ZM124 225V226H123ZM129 225V226H128ZM161 225H163V226H161ZM229 225H230V228H229ZM236 225H237V227H236ZM246 227H251V228H249V229H252L253 228V226L252 225H250V223L249 222H245V224H244ZM249 225V226H248ZM14 228H13V227ZM20 226H22V227H20ZM29 226V227H28ZM36 226H35V229H37L36 228ZM95 226H96V229L98 228V230L97 231H99V232H97L96 230L94 231V229H95ZM112 226V227H111ZM124 228H123V227ZM129 227V229H128V227ZM135 226V227H134ZM142 226V227H141ZM184 226V227H183ZM18 227V228H17ZM81 227V228H80ZM90 227V228H89ZM106 227H108L107 229H105ZM116 229H115V228ZM118 227V228H117ZM133 227L135 228V229H133ZM137 227V228H136ZM140 227V228H139ZM170 227V228H169ZM186 227V228H185ZM9 228V229H8ZM22 230H21V229ZM61 228V229H60ZM64 228V229H63ZM145 228V229H144ZM238 228V229H237ZM261 228H263L264 229V227H262L261 226ZM12 229V230H11ZM17 231H16V230ZM59 229H60V232H59ZM71 229V231H69ZM99 229H101V230H99ZM132 229H133V231H132ZM165 229V230H164ZM168 229H170V230H172V232L170 231V230H168ZM182 229V231H180ZM186 229V230H185ZM208 229V230H207ZM263 229H261L262 230V232H263ZM2 230H4V231H2ZM7 232H6V231ZM29 230H31L32 231V233L31 232H29ZM33 230H34V227H33ZM64 230H66V231H64ZM76 231V234H75V231ZM103 230V231H102ZM105 230H107V231H105ZM117 230V231H116ZM121 230V231H120ZM126 230V231H125ZM130 232H129V231ZM139 230V231H138ZM143 230V231H142ZM162 230V231H161ZM173 230H174V233H173ZM185 230V231H184ZM190 231V232H188V231ZM12 231H13V233H12ZM61 231H63V233L61 234ZM91 231V232H90ZM114 231V232H113ZM124 231V232H123ZM147 231V232H146ZM165 231H166V234H165ZM12 233V235H13V237H12V235L11 234H9V233ZM17 232H19L18 234H17ZM34 232V233H33ZM65 232V233H64ZM67 232H72L71 234L72 235H70V234H67ZM103 232H108L111 236L109 237L108 235V233L106 234V233H103ZM120 232V233H119ZM126 232V233H125ZM128 232L132 235V234H134V236L132 235V237H131V235L130 234H128ZM134 232V233H133ZM163 232V233H162ZM171 233V234H168V233ZM181 233L179 236H178V234L179 233ZM237 233L236 235H235V233ZM16 233V234H15ZM29 233H31V234H29ZM90 233V234H89ZM98 233V234H97ZM100 233H103L102 235H104V234H106V238L108 239H110L109 241H110V243H113V244H111V249H113L112 248V246L114 245H117L116 247H121V245H122V249H123V253H122V250H121V252H116L115 251V249L114 250H111L110 248V250L111 251H109V249L108 250H106L107 252H106V260L105 259H103V261L101 260L102 258L101 257H99V256H97V258L99 259L100 258V260H98L97 258H96V256L95 257H93L92 255H88V253L86 254V252H85V249H83L82 247H88V249H90V247H92V248H95L98 244H101V242L99 241L101 238V241L105 238H103V237H99V240H98V237H96V236H98ZM149 233V234H148ZM178 233V234H177ZM186 233V234H185ZM211 233V234H210ZM213 233V234H212ZM239 233V234H238ZM0 234V235H1ZM19 234H20V236H19ZM22 234V235H21ZM26 235V237H25V235ZM35 235V238H33L34 237V235ZM60 234V237L58 236ZM65 234H66V236H65ZM77 234H79L78 236H73V235H77ZM88 234V235H87ZM96 234V235H95ZM116 234L118 235V236H116ZM125 234V235H124ZM9 235H11V236H9ZM30 235V236H29ZM31 235H33V236H31ZM61 235H63L62 237H61ZM67 235H68V237H69V240H68V237H67ZM71 237H70V236ZM85 235V236H84ZM91 235V236H90ZM101 235V236H102ZM125 237H124V236ZM173 235H175V236H173ZM22 236V237H21ZM36 236H38V237H36ZM72 236H73V238L74 237H76V238H74V240L75 239H77L78 241H79V239H81L79 242L77 241H75V243H78L79 245H81L80 247L83 249V252L82 253H84L85 252V255L84 254H80L79 253V255H76V254H74V252L72 251L73 250V247L72 248H69V246H70V244L71 243H73V239H72ZM108 236V237H107ZM127 236H130V239H129V237H127ZM149 236V237H148ZM167 236V237H166ZM185 236H187V237H185ZM189 236H191V237H189ZM215 238H214V237ZM235 236V237H234ZM17 237V238H16ZM63 237H67V239L66 238H63ZM86 237V238H85ZM114 237H116V238H114ZM119 237V238H118ZM136 237V238H135ZM166 237V238H165ZM172 237V238H171ZM237 237V238H236ZM15 238V239H14ZM22 238V239H21ZM29 239V240H27V239ZM44 238V239H43ZM89 238V239H88ZM92 238V239H91ZM96 238H97V240H96ZM186 238V239H185ZM19 239V240H18ZM32 239H34V241L32 240ZM40 239V240H39ZM63 239H66L65 241L63 240ZM71 239H72V241H71ZM88 239V240H87ZM113 239H114V241H113ZM118 239V240H117ZM120 239H122V240H120ZM180 239V240H181ZM189 239V240H188ZM216 241H214V240ZM236 239V240H235ZM0 240H1V236H0ZM17 242H16V241ZM62 240V241H61ZM97 241V243H93V241ZM116 240V241H115ZM129 240V241H128ZM131 240H133V241H131ZM153 240V241H152ZM185 240H186V244H185ZM235 240V241H234ZM20 241V242H19ZM25 243H24V242ZM26 241H28V242H26ZM30 241V242H29ZM32 241V242H31ZM36 241V242H35ZM43 243H42V242ZM46 241V242H45ZM61 241V242H60ZM64 241V242H63ZM67 241V242H66ZM69 241V242H68ZM71 241V242H70ZM86 243H85V242ZM120 241V242H119ZM124 241H125V243H124ZM128 241V242H127ZM134 241H136L137 243H138V245L136 246V242H134ZM177 241V242H178ZM207 241V242H208ZM41 242V243H40ZM81 242H83L82 244H84V245H82L81 244ZM100 242V243H99ZM115 242H116V244H115ZM119 242V243H118ZM164 242V243H163ZM177 242H175V243H177ZM192 242V243H191ZM212 242H214V243H212ZM0 243H3V241L1 240V242ZM24 245H23V244ZM40 243V244H39ZM67 243H69V244H67V246H66V244ZM93 244V246H92V244ZM119 245H118V244ZM123 243V244H122ZM127 243V244H126ZM129 243V244H128ZM219 243V242H218ZM18 244H19V246H18ZM39 244V245H38ZM148 246H146V245ZM154 244V245H153ZM182 244V245H183ZM191 244V245H190ZM64 245V246H63ZM74 244H71V246H73ZM86 245H88V246H86ZM105 245V244H104ZM132 245H133V247H132ZM141 245V246H140ZM175 245V246H174ZM181 245V246H182ZM212 245V246H213ZM135 246V247H134ZM150 246V247H149ZM155 246H157V245H155ZM160 246V247H161ZM167 246V247H168ZM189 246H191L190 248H189ZM223 246H225V245H223ZM98 247V246H97ZM127 247L129 248V250L127 249ZM147 247V248H146ZM152 247V248H151ZM168 247V248H169ZM172 247V248H171ZM39 248H41V247H39ZM91 248V249H92ZM136 248V249H135ZM146 248V249H145ZM165 248V247H164ZM242 248V249H241ZM70 249V251L72 252H70V251H68ZM72 249V250H71ZM87 249V248H86ZM131 249V250H130ZM195 249V250H194ZM3 250H4V257L5 258H2V257H0V264L2 263V264H8L7 263V261H6V259L9 257V255H7V254H10V250L8 251V249L7 248H0V253H2L3 252ZM128 250V251H127ZM147 250V251H146ZM185 250V251H186ZM193 250H194V252H193ZM196 250H197V252H196ZM218 250V251H217ZM238 250H240V251H238ZM245 250V249H244ZM247 250V249H246ZM245 250V251H246ZM2 251V252H1ZM178 251V250H177ZM245 251H243L244 253H245ZM16 253V257H18L17 259L22 263V264H26V263H24L25 261H23V259H25V258H23L22 257V255H21V253ZM113 252V253H112ZM145 252H146V254H145ZM148 252V253H147ZM149 252H150V254H149ZM191 252H193L192 254L193 255H195V258L192 256V254H191ZM111 253V254H110ZM127 253V254H126ZM174 253V254H173ZM188 253V254H189ZM214 253V254H213ZM226 253V256L224 255V254ZM229 253H231V254H229ZM235 254V255H233V254ZM243 253V254H244ZM2 254V255H3ZM20 254V255H19ZM49 254V253H48ZM90 254V253H89ZM116 254V255H115ZM147 254H148V256H147ZM176 254H177V256H176ZM197 254V255H196ZM242 254V255H243ZM246 254V253H245ZM244 254V256L242 257V262H243V259H244V257L246 256ZM1 255V254H0ZM74 255V256H73ZM81 255H84V256H81ZM108 255V256H107ZM110 255V256H109ZM120 255V256H119ZM122 255V256H121ZM125 255V256H124ZM167 255H169V256H167ZM173 255V256H172ZM179 255V256H178ZM184 255H186L187 257H185ZM222 255V256H221ZM227 255H228V257H227ZM21 256V257H20ZM49 256V257H48ZM87 256H92V258L91 257H87ZM114 256V257H113ZM133 256V257H132ZM209 256L210 257H212L213 256V258H209ZM231 256V257H230ZM7 257V258H6ZM40 257L41 256H39V263H41L42 262V260H40ZM52 257V255L51 254H49V255H47L46 257H44V258H48V263L47 264H50L49 263V260H52V259H54V258H51ZM75 257V258H74ZM79 257H81V258H79ZM122 257V258H121ZM136 257V258H135ZM157 258L158 257H160L159 255L158 256H156ZM176 257V258H175ZM190 257H192V258H190ZM224 257H225V259H224ZM236 257H238V256H236ZM23 258V259H22ZM31 259H33L32 257H30ZM36 258V260L38 259L37 257H35ZM42 258V257H41ZM50 258V259H49ZM77 258V259H76ZM88 258H91L90 260L88 259ZM96 258V259H95ZM108 258V259H107ZM172 258V259H171ZM175 258V259H174ZM178 258V259H177ZM179 258H181V260L179 259ZM184 258H187V259H185L184 260ZM190 258V259H189ZM215 258V259H214ZM235 258V259H234ZM249 258V256L247 255V258H245L244 260V264L246 263V264H248L247 262H248V259ZM45 259V260H46ZM117 259V260H116ZM121 259V260H120ZM158 259H160V258H158ZM166 259V260H165ZM230 259V260H229ZM246 259H247V261H246ZM3 260V261H2ZM76 260V261H75ZM77 260H78V262H77ZM81 260V261H80ZM82 260H84V262L82 261ZM92 260V261H91ZM110 260V261H109ZM172 260V261H171ZM174 260H177V261H174ZM191 260V261H190ZM213 260V261H212ZM5 261V262H4ZM31 261H33V260H31ZM38 261V260H37ZM37 261H35V259H34V263H36ZM56 260L54 259V261L52 260V262L54 263ZM73 261V262H72ZM86 261V262H85ZM93 261H96V262H93ZM108 261V263H106ZM148 261V262H147ZM180 261V262H179ZM230 261V262H229ZM45 262H47V261H45ZM52 262H51V264H52ZM57 262V261H56ZM55 262V263H56ZM76 262V263H75ZM89 262V263H88ZM100 262V263H99ZM146 262V263H145ZM179 262V263H178ZM197 262V263H196ZM209 262V261H208ZM32 263V262H31ZM38 263V264H39ZM54 263V264H55ZM61 264H64V263H61ZM209 264V263H208Z\"/></svg>",
	"mask_w": 264,
	"mask_h": 264
},
{
	"label": "bare ground",
	"instance_id": "obj_2",
	"mask_svg": "<svg viewBox=\"0 0 264 264\" xmlns=\"http://www.w3.org/2000/svg\"><path fill=\"white\" fill-rule=\"evenodd\" d=\"M75 1H77V0H74V2H73V4L75 3ZM79 1V0H78ZM87 1H89V0H87ZM94 1V0H93ZM97 1V0H96ZM78 4H79V2H77ZM109 3V2H108ZM112 3V2H111ZM118 3V2H117ZM97 4V3H96ZM105 4V3H104ZM80 5V4H79ZM95 5V4H94ZM102 5V4H101ZM115 5H116V3H115ZM118 5V4H117ZM136 5L137 6H134L133 8H132V10H133V12H142V11H144V8H145V4L143 3V4H139V2L138 3H136ZM83 6V5H82ZM81 6V7H82ZM99 6V5H98ZM98 6H96L95 8H93V9H98V8H102V7H111V6H109V5H107V6H100V7H98ZM119 6V5H118ZM54 7H56L55 9H57L58 7L57 6H53V8L51 7V8H46V9H44L43 11H42V13L38 16V17H41L44 13H46V11L47 10H49V9H54ZM61 7V6H60ZM64 8L65 9H67V5H64ZM80 8V7H79ZM112 8V7H111ZM120 8H121V6H120ZM138 10H136V9ZM82 9H84V7L82 8ZM87 9H89V8H87ZM91 9V8H90ZM70 10V9H69ZM114 10H117V8L116 9H114ZM121 11H122V9H121ZM255 13V12H254ZM253 13V14H254ZM27 14V13H26ZM25 14V15H26ZM122 14H123V12H122ZM29 15V14H28ZM136 15V14H135ZM37 17V18H38ZM97 20V19H96ZM254 20H255V18H254ZM8 23V22H7ZM237 23H240L239 25H236V26H240L241 24H243V23H245V17L244 18H241V19H239L238 20V22ZM248 27V26H247ZM204 28V27H203ZM237 28V27H236ZM243 28V27H242ZM241 28V29H242ZM228 29V28H227ZM226 29V30H227ZM244 29H245V27H244ZM243 29V30H244ZM260 29V28H259ZM237 30V29H236ZM249 31V30H248ZM251 31V30H250ZM226 32V31H225ZM241 32V31H240ZM258 32V31H257ZM249 33V32H248ZM194 34V33H193ZM237 34H239V33H237ZM241 34V33H240ZM246 34H247V32H246ZM252 34V33H251ZM232 36H233V34H232ZM235 36V35H234ZM244 36V35H243ZM238 37V36H237ZM239 38V37H238ZM229 39H232L231 41H234V39H233V37L232 38H229ZM248 39V38H247ZM249 39H251V38H249ZM226 40V39H225ZM245 40V39H244ZM193 41V40H192ZM229 41V40H228ZM250 41V40H249ZM248 41V42H249ZM254 41V40H253ZM236 43V42H235ZM258 43V42H257ZM197 44V43H196ZM252 44V43H251ZM255 46V45H254ZM258 46V45H257ZM229 48H231V47H229ZM201 50V49H200ZM227 50V49H226ZM162 51V50H161ZM206 51V50H205ZM225 51V50H224ZM234 51V50H233ZM264 51V50H263ZM164 52V51H163ZM204 52V51H203ZM208 52V51H207ZM206 52V53H207ZM221 52H223V51H221ZM230 52V51H229ZM229 52H228V56H229ZM260 52H261V50H260ZM162 53V52H161ZM168 53V52H167ZM214 53V52H213ZM217 53V52H216ZM215 53V54H216ZM223 53H225V52H223ZM227 53V52H226ZM232 53V52H231ZM230 53V54H231ZM169 54V53H168ZM208 54V53H207ZM221 54V53H220ZM234 54H236V53H234ZM259 54V53H258ZM257 54V55H258ZM157 55V54H156ZM240 55V54H239ZM214 57H215V55H213ZM217 56V55H216ZM240 56H242V55H240ZM262 56V55H261ZM264 56V55H263ZM213 57V58H214ZM218 57V56H217ZM223 57V56H222ZM236 57V56H235ZM139 58V57H138ZM138 58H134V60H132V61H130V63L128 64V66H126L125 68H124V71L122 70V73H121V71H120V73H118L117 75H116V77H117V79L119 78H122V82L124 83V85L126 84V86H127V83L129 82H131L133 85H134V83H135V81H131L130 80V78L132 79V78H134L135 76L134 75H136L137 77L139 76L138 74H141V73H143L142 75L143 76H148L149 75V72L151 73V71H149L148 72V69L147 68H149L147 65H143L144 63H140V62H143V61H141L140 60V62H139V60H138ZM157 58V57H156ZM160 58V57H159ZM225 58V57H224ZM230 58H231V56H230ZM258 58V57H257ZM256 58V59H257ZM10 59V58H9ZM143 59V58H142ZM171 59H172V57H171ZM234 59V58H233ZM95 60V59H94ZM93 60V61H94ZM239 59H237V61H238ZM244 60H245V58H244ZM90 61H91V59H90ZM163 61V60H162ZM161 61V62H162ZM179 61V60H178ZM222 61V60H221ZM241 61H242V59H241ZM92 62V61H91ZM145 62V61H144ZM164 62V61H163ZM225 62V61H224ZM223 62V63H224ZM230 62V61H229ZM14 63V62H13ZM140 63V64H139ZM214 63H216V62H214ZM220 63V62H219ZM15 64V63H14ZM169 64V63H168ZM218 64V63H217ZM226 64V63H225ZM16 66H18V67H20V68H24V67H21L20 65H18V64H15ZM49 65V64H48ZM142 65V66H141ZM207 65H208V63H207ZM224 65V64H223ZM231 65V64H230ZM243 65V64H242ZM164 66V65H163ZM171 66V65H170ZM209 66V65H208ZM228 66V65H227ZM236 66H238V65H236ZM263 66V65H262ZM131 67H134V70H133V68H131ZM165 67H166V65H165ZM215 67V66H214ZM156 68V67H155ZM225 68V67H224ZM227 68V67H226ZM232 68V67H231ZM243 68V67H242ZM116 69V68H115ZM126 69V70H125ZM136 69V70H135ZM166 69V68H165ZM168 69V68H167ZM207 69V68H206ZM204 70H205V68H204ZM223 70V69H222ZM238 70H240V69H238ZM253 70V69H252ZM136 71V72H135ZM143 71V72H142ZM216 71V70H215ZM242 71V70H241ZM233 72V71H232ZM254 72V71H253ZM260 72V71H259ZM65 73V72H64ZM207 73V72H206ZM212 73V72H211ZM231 73V72H230ZM263 73V72H262ZM66 74V73H65ZM152 74V73H151ZM213 74V73H212ZM254 74V73H253ZM259 74V73H258ZM34 75V74H33ZM142 75H140V78L142 77ZM166 75V74H165ZM192 75H194V74H192ZM203 75V74H202ZM207 75V74H206ZM209 75V74H208ZM248 75H250L249 73H248ZM251 75H252V72H251ZM27 77H26V82H27V84H28V87H30V88H32L34 91H33V93H34V98L36 99V100H40V99H38L37 97H36V88L34 87V85H33V80L35 79V78H37V77H34V76H28V75H26ZM147 76H146V78H147ZM151 76V75H150ZM154 76V75H153ZM214 76V75H213ZM230 76V75H229ZM261 76V75H260ZM42 77H43V75H42ZM40 78V77H38L39 78V80L40 81H43V82H45V83H49V86L50 87H52V85L54 84V80H53V77H51L50 75H48V76H44L43 78ZM115 77V78H116ZM155 77H156V75H155ZM202 77V76H201ZM207 77V76H206ZM250 77V76H249ZM252 77H254V76H252ZM3 78V77H2ZM69 78V77H68ZM111 78V77H110ZM109 78V79H110ZM114 78V77H113ZM129 78V79H128ZM143 78V77H142ZM185 78V77H184ZM199 78V77H198ZM202 78H204V77H202ZM233 77H232V75H231V79H232ZM245 78V77H244ZM247 78V77H246ZM1 79V78H0ZM128 79V80H127ZM150 79V78H149ZM208 79V78H207ZM216 79V78H215ZM230 79V78H229ZM250 79V78H249ZM260 79V78H259ZM264 79V78H263ZM262 79V81H260V82H258V83H256V86H255V91H254V93H251V92H253V91H251L250 90V93H243V99H246L247 101V103L246 104H249V105H251V107L254 109V111H257V112H259L260 111V113H261V111H264V105H263V103H264V96H262L261 94H264V93H261L260 94V91L262 92H264V80ZM130 80V81H129ZM134 80V79H133ZM140 80V81H139ZM138 81V83H140L141 82V80L142 79H139ZM144 80V79H143ZM153 80V79H152ZM206 80V79H205ZM233 80V79H232ZM251 80V79H250ZM108 81H110L109 83H110V85L109 86H111L112 87V85L113 84H115L116 82H112L111 80H108ZM114 81H115V79H114ZM128 81V82H127ZM149 80H148V78H147V82H148ZM214 81V80H213ZM127 82V83H126ZM137 82V81H136ZM144 82H145V80H144ZM147 82H145V84H147ZM150 82V81H149ZM157 82V81H156ZM209 82V81H208ZM212 82V81H211ZM210 82V83H211ZM223 82V81H222ZM241 82V81H240ZM249 82V81H248ZM121 83V82H120ZM128 83V84H129ZM155 83V82H154ZM154 83H153V85H154ZM216 83V82H215ZM229 83V82H228ZM228 83H227V85H228ZM230 83H231V81H230ZM132 84H130L129 85V90H130V86L132 85ZM142 84V83H141ZM200 84V83H199ZM198 84V85H199ZM213 84V83H212ZM224 84V83H223ZM232 84V83H231ZM240 83H238V85H239ZM245 84V83H244ZM152 85V86H153ZM214 85V84H213ZM237 85V84H236ZM15 86V85H14ZM14 86H12L11 85V88L13 89L14 88ZM120 86V85H119ZM123 86V85H122ZM135 86V85H134ZM133 86V87H134ZM136 86H137V84H136ZM138 86H140V85H138ZM137 86V87H138ZM146 86V85H145ZM212 86V85H211ZM216 86V85H215ZM220 86V85H219ZM218 86V87H219ZM233 86H234V84H233ZM249 86V85H248ZM110 87V88H111ZM128 87V86H127ZM133 87L131 88V89H133ZM137 87H135V88H137ZM154 87V86H153ZM201 87V86H200ZM209 87V86H208ZM221 87V86H220ZM219 87V88H220ZM232 87V86H231ZM238 87V86H237ZM242 87H243V85H242ZM245 87V86H244ZM252 88L254 87V86H251ZM117 88V87H116ZM123 88V87H122ZM124 88H126V87H124ZM123 88V89H124ZM139 88V87H138ZM147 88V87H146ZM152 88V87H151ZM212 88V87H211ZM210 87L208 88V89H211ZM236 88V87H235ZM247 88V87H246ZM79 89V88H78ZM83 89H87V88H83ZM118 89H120V88H118ZM128 89V88H127ZM142 90H143V88H141ZM141 89H139V90H141ZM148 89V88H147ZM180 89V88H179ZM228 89V88H227ZM242 89V88H241ZM245 89V88H244ZM76 90V89H75ZM100 90H103V86L101 85V89ZM99 90V91H100ZM115 90V89H114ZM135 90V89H134ZM184 90H185V88H184ZM183 90V91H184ZM206 90V89H205ZM222 90V89H221ZM221 90H219L218 92H221ZM225 90V89H224ZM236 90V89H235ZM246 90V89H245ZM118 91V90H117ZM122 91H124V90H122ZM128 91V90H127ZM127 91H125L124 92V94H123V92H122V99H123V101H125V100H127L128 99V97H130L131 96V93H129L130 91H128V93H127ZM136 91V90H135ZM146 92H147V90H145ZM144 91V92H145ZM149 91V90H148ZM162 91V90H161ZM238 91H241V90H238ZM98 92V91H97ZM100 92H102V91H100ZM121 92V91H120ZM132 92V91H131ZM134 92V91H133ZM138 92H140V91H138ZM144 92H143V94H144ZM150 92V91H149ZM154 92V91H153ZM164 92V91H163ZM168 92H170V91H168ZM175 92V91H174ZM185 92H186V90H185ZM229 92H230V88H229ZM234 92V91H233ZM246 92V91H245ZM258 92H259V94L261 95V97L259 96V94H258ZM103 93V92H102ZM141 93V92H140ZM167 93V92H166ZM173 93V92H172ZM178 93V92H177ZM182 93V92H181ZM200 93V92H199ZM211 93V92H210ZM215 93V92H214ZM226 93H227V91H226ZM59 94V93H58ZM116 94H117V92H116ZM118 94H119V92H118ZM129 94H130V96H129ZM133 94V93H132ZM135 94V93H134ZM138 93H136V95H137ZM148 94V93H147ZM186 94H188V93H186ZM190 94V93H189ZM209 94V93H208ZM215 94H217V92L215 93ZM219 94L220 93H218L217 94V96H218V98H216V100H217V102H218V100H220L219 98H223V95H226V94H224V93H222V95H220L219 96ZM98 95V94H97ZM101 95V94H100ZM99 95V96H100ZM102 95H104V94H102ZM101 95V96H102ZM120 96H121V94H119ZM139 95V94H138ZM197 95V94H196ZM212 95H213V93H212ZM229 95H231V94H229ZM233 95V94H232ZM231 95V96H232ZM20 96V95H19ZM70 96V95H69ZM105 96V95H104ZM103 96V97H104ZM114 96H115V94H114ZM118 96V95H117ZM135 96V95H134ZM141 96V95H140ZM149 96V95H148ZM151 96V95H150ZM183 96H184V94H183ZM188 96V95H187ZM207 96H209V95H207ZM215 96L216 95H214L213 97L215 98ZM242 96V95H241ZM240 96V97H241ZM77 97V90H76V92H75V96H74V98H76ZM138 98H141V97H139V96H137ZM171 97V96H170ZM178 97V96H177ZM190 97V96H189ZM188 97V98H189ZM194 97V96H193ZM196 98H189L187 101H197V102H199L200 101V103H201V105H200V107L202 106L203 107V105H204V103L203 102H206L209 98H207L206 99V97H204L203 99H200L199 98V96H195ZM198 97V98H197ZM210 97H211V94H210ZM213 97H212V99L211 100H213ZM73 98V99H74ZM115 98V97H114ZM113 98V102H114V99ZM118 98H119V96L118 97H116V99L118 100ZM121 98V97H120ZM132 98V97H131ZM149 98V97H148ZM151 98V97H150ZM155 98V97H154ZM182 98V97H181ZM186 98V97H185ZM221 98V99H222ZM225 98V97H224ZM223 98V99H224ZM58 99V98H57ZM73 99H72V101H71V105H72V103H73ZM79 99H81V98H79ZM107 99V98H106ZM130 99V98H129ZM132 99H134V98H132ZM162 99V98H161ZM175 99V98H174ZM173 99V100H174ZM187 99V98H186ZM227 99V98H226ZM235 99V98H234ZM238 99V98H237ZM236 99V100H237ZM35 100V101H36ZM116 100V101H117ZM131 100V99H130ZM171 100V99H170ZM180 100V99H179ZM183 100H184V98H183ZM206 100V101H205ZM216 100L214 99L213 101H215V102H213V104L214 103H216ZM81 101H83V100H81ZM95 101L97 102V100L95 99ZM102 101V100H101ZM121 101V99H119V103H120V106H122V104L125 106V109H126V107H128V106H130L131 105V103H130V105L128 104L127 106L125 105V102H120ZM128 101V100H127ZM126 101V102H127ZM133 101V100H132ZM140 101V100H139ZM149 101V100H148ZM164 101V100H163ZM169 101V100H168ZM168 101H167V103H168ZM177 101H178V99H177ZM176 101V102H177ZM181 101V100H180ZM196 101H195V104H196ZM202 101V102H201ZM226 101H228V100H226ZM47 102V101H46ZM93 102H94V100H93ZM96 102H94V104H96ZM103 102V101H102ZM105 102H107V101H104V103H102V104H105ZM118 102V101H117ZM116 102V104H118ZM128 102H130V101H128ZM137 102V101H136ZM136 102H135V104H136ZM144 102V101H143ZM173 102V101H172ZM179 102V101H178ZM177 102V103H178ZM184 102H186V100H184ZM191 102V107H193L194 105V103H192ZM209 102H211L210 101V99H209ZM238 102V101H237ZM89 103H91V104H93L92 102H90L89 101ZM99 103V102H98ZM122 103V104H121ZM169 103H170V101H169ZM179 103H181V102H179ZM183 103V102H182ZM181 103V104H182ZM188 103V102H187ZM199 103V104H200ZM207 103H208V101H207ZM220 103H221V100H220ZM230 103V102H229ZM235 103V102H234ZM238 103H240V102H238ZM237 103V104H238ZM243 103V102H242ZM101 104V103H100ZM109 104V103H108ZM134 104V103H133ZM134 104V105H135ZM141 104V103H140ZM143 104V103H142ZM150 104V103H149ZM166 104V103H165ZM190 104V103H189ZM199 104H197V105H199ZM213 104H212V106H213ZM225 104V103H224ZM224 104H223V106H224ZM39 105V104H38ZM90 105V104H89ZM145 105V104H144ZM184 105V104H183ZM207 105V104H206ZM228 105V104H227ZM232 105V104H231ZM234 105V104H233ZM92 106V105H91ZM96 106V105H95ZM103 106V105H102ZM101 106V107H102ZM108 106V105H107ZM123 106V107H124ZM138 106V105H137ZM159 106V105H158ZM165 106V105H164ZM169 106V105H168ZM182 106V105H181ZM189 106V107H190ZM215 106V105H214ZM238 106V105H237ZM239 106H243V105H239ZM90 107V106H89ZM89 107H86L85 106V108H88V109H90ZM99 107V106H98ZM97 107V108H98ZM106 107V106H105ZM119 107V106H118ZM118 107H116V108H118ZM132 106H130V107H128V109L129 108H131ZM134 107V106H133ZM141 107V106H140ZM145 107V106H144ZM149 107V106H148ZM150 107H151V105H150ZM150 107H149V109H150ZM152 107H154V106H152ZM151 107V108H152ZM157 107V106H156ZM160 107V106H159ZM174 107H176V106H174ZM180 107V106H179ZM188 107V108H189ZM197 108H198V106H196ZM199 107V108H200ZM201 107V108H202ZM216 107H218L217 105H216ZM236 107V106H235ZM249 107V106H248ZM85 108H83L84 110H85ZM108 108H111V106H109ZM108 108L107 109H105V110H108ZM115 108V107H114ZM138 108V107H137ZM142 109H143V107H141ZM155 108V107H154ZM154 108H153V111H152V113H154L155 112V110H154ZM184 108V107H183ZM187 108V107H186ZM187 108V109H188ZM194 108H195V106H194ZM196 108V109H197ZM201 108L200 109H198V111H200L201 110ZM219 108V107H218ZM227 108V107H226ZM233 108V107H232ZM245 108V107H244ZM244 108H243V110H244ZM78 109V108H77ZM76 109V110H77ZM82 109V108H81ZM95 109V108H94ZM94 109H93V111H94ZM103 109V108H102ZM121 109V108H120ZM120 109H119V111H120ZM124 109V108H123ZM127 109V110H128ZM136 109V108H135ZM139 109V108H138ZM171 109V108H170ZM181 109V108H180ZM202 109H204V107L202 108ZM208 109V108H207ZM210 109V108H209ZM223 109V108H222ZM238 109V108H237ZM247 110H249L248 108H246ZM75 110V111H76ZM87 110V109H86ZM92 110V109H91ZM99 110V109H98ZM105 110L104 111H101V112H104L105 113ZM130 110V109H129ZM157 110H159V109H157ZM164 110V109H163ZM162 110V111H163ZM189 110H190V108H189ZM206 110V109H205ZM214 111H215V109H213ZM217 110V109H216ZM218 110H221V109H218ZM227 110V109H226ZM239 110H240V108H239ZM241 110H242V108H241ZM71 111V110H70ZM70 111H69V114L68 115H70V116H72V114H70ZM111 111H112V109H111ZM116 111V110H115ZM118 111V110H117ZM122 111V110H121ZM125 111V110H124ZM131 111V110H130ZM137 110H135L134 112L135 113H133V114H130V113H132L133 112V109H132V111L130 112V113H124L123 114V112H121L123 115H121L120 114V112H119V114L118 113H115L114 112V117H112L113 118V120H112V118H111V120H112V122H111V120H109L111 123H113V126H112V124L110 125V127H111V129H112V127H114L115 128V131H114V128L111 130V129H109L110 131H111V133L114 131V132H116V130H117V132H119L118 133V135H120L121 137H120V143L123 145L122 146V148L121 147H119V148H121L120 150H122L123 148H125V152H127V154L126 153H124L123 152V150L122 151H120V153L121 152H123L124 154H125V156L124 155H122V154H120V155H118L117 153L119 152V148H117L118 147V145L120 146L121 144H117L116 145V147H112L109 143H113L114 141H111V142H109L108 143V140H109V138H108V140H107V138H106V140H105V138H104V136H103V138L104 139H102V141L104 140V142H106L107 141V143L109 144V146H111L112 148V150L111 149H109L107 146H105L104 145V142H103V144H101L100 142H99V140L98 139H95V134H94V132L96 131V130H98V129H96L95 131L93 130V129H91L90 130V132H89V134H88V137H87V139H85V141L88 143V140H89V142H92V143H90V144H88V145H90L91 147H96L97 145L99 146L100 144L101 145H103V147L105 148V147H107L106 149H108V150H105L104 148L102 149V150H105V151H109V150H111V152H109V154H110V156H109V158H111L112 157V160L113 161H111V159H109V162L111 161L112 163L114 162V164L117 166V167H119V168H117L116 167V169H122V171L124 170V172H120V174H119V176L121 175V174H123L124 173V175L126 174L125 172H127L126 170H128V172L130 173H128L127 172V174H128V176L129 175H131L133 172H135V171H137V172H135V174H136V177H135V175L133 176V174L131 175L132 176V178H137V177H139L138 175H137V173H138V171L141 173V176H142V174H145L146 176L147 175H149V176H151L153 179H154V177H157L158 175L157 174H155V175H157V176H155V175H153L152 176V174L154 173V172H157V168H156V165L159 167L160 166V169H162V170H166V172H164V174L165 175H167L166 173H169L168 175H170L171 176V179H170V181L169 182H171L172 181V179H175V182H176V179L178 178L179 179V177L181 176V175H183V174H181V175H179L180 174V171L182 172V170L183 169H186L185 171L188 173L190 170H192V173H193V171L194 172H196L197 171V168L195 167V163H193V162H195V161H190L191 159L189 158L188 159V156L189 155H187V159L190 161H187L186 159H184V156L182 157L183 159H182V161H181V159H179L180 157H178V156H181V155H179L178 154V156H177V152L179 153V152H182V151H180L179 150V148H178V150L176 149V143H179V141L178 142H175V144H173L174 142H170L171 144H173V145H171L169 142H167V137H165L160 131H161V129L163 128L162 126V128L161 127H159V124L161 123V120L159 119V117H157V115L155 116V114L154 115H152V114H150V113H147L146 111V113H144L143 111L144 110H140L139 112L140 113H137L136 112ZM177 111H179V110H177ZM181 111V110H180ZM184 111V110H183ZM190 111H192V110H190ZM203 111V110H202ZM202 111H200V113H201V115L203 114V112ZM224 111V110H223ZM232 111V110H231ZM84 112V111H83ZM91 112V111H90ZM95 112V111H94ZM110 112V111H109ZM143 112V113H142ZM161 112V111H160ZM159 111L157 112L159 115H160V117L162 116L161 115V113H160ZM165 112V111H164ZM171 112V111H170ZM226 112V111H225ZM68 113V112H67ZM71 113H72V111H71ZM76 113H78V111H76ZM89 113V112H88ZM88 113H86L87 115H85V116H90V115H88ZM96 113H100V112H95V115H96ZM169 113V112H168ZM166 114V115H164V113H163V117H161L162 119H165V122L168 120L169 121V119H170V117H171V115L173 116V114L175 115L176 113H173V114ZM185 113H187L186 111H185ZM189 113V112H188ZM191 113V112H190ZM194 113H195V110H194ZM198 113V112H197ZM213 113V112H212ZM241 113H242V111H241ZM252 113V112H251ZM94 114V113H93ZM102 115H104L103 113H101ZM110 113H108V115H109ZM111 114H113V111L111 112ZM116 114V115H115ZM205 114H207V113H205ZM209 115L208 116H213V114H211L210 115V113H208ZM219 114V113H218ZM221 114V113H220ZM246 114V113H245ZM249 114H250V112H249ZM256 114V113H255ZM257 114H259V113H257ZM75 115H77L78 116V114H75ZM102 115H100L99 114V119H92V120H94L95 122H96V120L98 121V120H100L101 121V119H100V117H102ZM119 115V116H118ZM158 115V116H159ZM169 115H170V117H169ZM192 115V114H191ZM215 115H217L216 113H215ZM214 115V116H215ZM228 115V114H227ZM241 115V114H240ZM252 115V114H251ZM261 116H263L262 117V119L264 118V112H262V114H260ZM22 116V115H21ZM69 116V117H70ZM84 116V115H83ZM107 116V115H106ZM111 116V115H110ZM110 116H107V117H109L108 119H110ZM179 116V115H178ZM185 116V115H184ZM189 117H190V115H188ZM196 116V115H195ZM214 116L212 117L213 118V120H214ZM220 116V115H219ZM230 116V115H229ZM231 116H233V115H231ZM20 117V116H19ZM75 117V116H74ZM95 117H97V116H95ZM157 117V118H156ZM168 117V118H167ZM181 117V116H180ZM193 117V116H192ZM198 117V116H197ZM242 117H243V115H242ZM249 117V116H248ZM22 118V117H21ZM87 118V117H86ZM89 118V117H88ZM92 117L90 116V119H91ZM105 119H107L106 117H104ZM186 118V117H185ZM200 118V117H199ZM206 118H207V116H206ZM212 118H210V119H212ZM215 118H220V117H215ZM237 118V117H236ZM251 118V117H250ZM63 119V118H62ZM89 119V120H90ZM176 119H178V118H176ZM179 119H181V118H179ZM209 119V118H208ZM243 119V118H242ZM258 119V118H257ZM73 120V118H71L70 117V121H72ZM88 120V122L87 123H89V122H91V121H89ZM104 120V119H103ZM102 120V121H103ZM158 120H160V122L158 121ZM170 120H174V119H170ZM184 120V119H183ZM193 120V119H192ZM222 120V119H221ZM228 120V119H227ZM234 120V119H233ZM239 119H237V121H238ZM20 121V120H19ZM70 121L68 120V122L70 123ZM94 121H92V122H94ZM100 121H98V122H96V123H99ZM106 121V120H105ZM105 121H103V122H105ZM167 121V122H168ZM185 121H188L189 122V120H188V118H187V120H185ZM198 122H199V120H197ZM196 121V122H197ZM202 121V120H201ZM205 121V120H204ZM207 121V120H206ZM211 122H213L212 120H210ZM216 121V120H215ZM215 121H214V123H213V125L214 124H216L215 123ZM218 121V120H217ZM224 121V120H223ZM217 122V124H220V123H222V125H223V123H225L224 125H226L227 123V121L225 120V122ZM244 121H247V117H246V120H244ZM249 122H250V120H248ZM256 121V120H255ZM62 122V121H61ZM94 122V123H95ZM108 122V121H107ZM164 122V121H163ZM164 122V123H165ZM190 122H191V120H190ZM193 122V121H192ZM197 122V126H196V128L198 127V125H200L199 123ZM234 122V121H233ZM241 122H243L242 120H241ZM96 123H95V126L97 127V125H96ZM102 123V122H101ZM101 123H99V124H101ZM109 123V122H108ZM177 123V122H176ZM179 123V122H178ZM187 123V122H186ZM186 123H184L183 125H186ZM232 123V122H231ZM248 122H246V124H247ZM253 123V122H252ZM255 123V122H254ZM68 124V123H67ZM67 124H66V126H67ZM89 124H91V123H89ZM89 124H88V126H89ZM170 124V123H169ZM174 124V123H173ZM172 124V125H173ZM189 124V123H188ZM187 124V125H188ZM193 124H195V122L194 123H192V126H193ZM202 124H204V122L202 123ZM201 124V125H202ZM242 124V123H241ZM262 124H264V123H262ZM64 125V124H63ZM69 125V124H68ZM102 125H103V123H102ZM105 125V124H104ZM103 125V126H104ZM161 125V124H160ZM171 125V124H170ZM176 125V124H175ZM179 125V124H178ZM182 125V126H183ZM196 125V124H195ZM205 126L207 125L206 123L204 124ZM209 125H210V123H209ZM208 125V126H209ZM212 125V126H213ZM221 125V124H220ZM221 125V126H222ZM228 125H229V122H228ZM235 124H230L229 125V127L230 126H232V127H230V133H228L227 134V132H228V126H223L224 127V129L225 130H227V131H225L224 129H223V127H220L221 128V131L219 130V125H217L218 126V130L223 134V132H224V134L226 135L227 134V136H229V137H227L228 138V141H230V139L229 138H231L230 136H232V138L234 139L233 140V143H231L230 142V144H231V147H232V145L234 144V145H236L237 144V146L239 147H236L237 149H240V150H237L238 152L239 151H241V152H243L247 157H250L249 158V160H248V162H246L245 164L243 163V162H245V161H241L242 163H243V166H244V168H243V166H242V168H243V170H245L247 173H249V177H248V179H250L251 180V182L255 179L256 180V176H257V174L258 175H260L261 176V174L263 175V173H264V171H262L263 173H261V174H259L260 173V171H261V166H263L262 167V170L264 169V145H261V144H259V143H262L263 142V140H260V141H262V142H259L258 143V139L257 138H255V139H257V140H253V138H251V140H253V141H251V140H249L250 139V134H247V133H249L251 130H252V128H253V130H254V128H256L255 126L257 125V123H256V125L255 126H250V127H252L251 128V130L249 131V129L247 130L245 127L243 128L242 126H245L244 125V123H243V125L242 126H240V123H238V125L237 126H234ZM249 125V124H248ZM261 125V124H260ZM260 125H259V128H260ZM25 126V125H24ZM28 126V125H27ZM65 126V125H64ZM65 126V127H66ZM95 126H93V124H92V127L91 128H94ZM100 126V125H99ZM106 127H107V125H105ZM179 126H181V125H179ZM215 127H217L216 125H214ZM214 126L212 127V131L214 130V129H216V128H214ZM258 126V125H257ZM81 127H83V126H81ZM101 127V126H100ZM100 127H99V129H100ZM108 127H109V124H108ZM187 127V126H186ZM191 127V126H190ZM225 127H227V128H225ZM247 127V126H246ZM29 128V127H28ZM62 128V127H61ZM102 128V127H101ZM130 128H132L133 129V132L136 134V135H138V137L139 138H137V139H135L134 138V133H130L129 132V135L130 134H134V135H132L133 136V139H135V140H132V136H131V138H130V136L128 135V131H131V130H129ZM160 128V129H159ZM167 128V127H166ZM172 128H173V126H172ZM175 128V127H174ZM183 129H184V127H182ZM188 128V127H187ZM186 128V129H187ZM198 128H200V126L198 127ZM197 128V129H198ZM202 128H204V126L202 127ZM206 129H207V126L205 127ZM214 128V129H213ZM258 128V127H257ZM256 128V129H257ZM258 128V129H259ZM102 129H104V128H102ZM205 129V130H206ZM216 129V130H217ZM232 129V130H231ZM255 129V130H256ZM257 129V130H258ZM94 132H93V131ZM106 130H108V129H106ZM181 130V129H180ZM188 130V129H187ZM199 130V129H198ZM198 130H196L197 132H199ZM203 131H205L204 129H202ZM209 130V129H208ZM207 130V131H208ZM217 130V131H218ZM222 130H224L223 132H222ZM253 130H252V132H253ZM260 130V129H259ZM262 130H264V128H262ZM98 131H100V130H98ZM95 132L96 133V135H98L99 134V132ZM110 131H108V133H110ZM182 131H184V130H182ZM181 131V133H184V134H186L185 133V131L184 132H182ZM195 131V132H196ZM200 131H201V129H200ZM202 131V132H203ZM207 131H205V132H207ZM211 131V132H212ZM215 131V130H214ZM247 131H249V132H247ZM33 132V131H32ZM163 132V131H162ZM175 132V131H174ZM190 132V131H189ZM191 132H192V129H191ZM210 132V134H212V133H214V132H212L211 133ZM216 132V131H215ZM220 132H217V133H219L220 134ZM255 132V131H254ZM261 133H262V131H260ZM264 132V131H263ZM98 133V134H97ZM178 132H176V134H177ZM181 133H180V135H181ZM217 133H215V134H217ZM251 133V132H250ZM256 133V132H255ZM254 133V134H255ZM257 133H259V132H257ZM94 134V135H93ZM104 134V133H103ZM166 134H168V132H166ZM196 134V133H195ZM197 134H202L201 132H199V133H197ZM203 134H206V133H203ZM230 134V135H229ZM264 134V133H263ZM262 134V135H263ZM100 135H101V131H100ZM100 135H99V137H97V138H99L100 139ZM111 135H113V134H110V136ZM115 135H117V134H115ZM115 135H114V137H115ZM135 135V136H136ZM170 135V134H169ZM172 135V134H171ZM224 135V136H225ZM246 135H249L248 137H249V141L247 140V138L248 137H246ZM262 135H261V137H262ZM106 136V135H105ZM168 136V135H167ZM177 136H178V134H177ZM191 136V135H190ZM189 136V137H190ZM195 136V135H194ZM194 136H192V138L194 137ZM205 136V135H204ZM207 136V135H206ZM253 136V135H252ZM259 136V135H258ZM101 137H102V135H101ZM113 137V138H114ZM118 137V136H117ZM176 137V136H175ZM182 137H184V135H182ZM189 137H186L187 139L189 138ZM201 138L202 137V135H199V136H197V137H195V138ZM208 137V136H207ZM215 137V136H214ZM220 137H221V135H220ZM223 137V136H222ZM226 137V136H225ZM113 138H112V140H113ZM116 138V137H115ZM179 138V137H178ZM185 138V137H184ZM185 138V141L187 140ZM195 138H193L194 140H195ZM210 138H212V136L210 137ZM218 138V137H217ZM37 139V138H36ZM83 139V138H82ZM118 139H119V137H118ZM173 139V138H172ZM190 139V138H189ZM201 139H203V138H201ZM215 139V138H214ZM35 140V139H34ZM115 140H117V138L115 139ZM168 140H170V141H172L171 139H169L168 138ZM192 140V139H191ZM193 140V141H194ZM81 141V140H80ZM95 141H97L99 144H97V142L96 143H94ZM100 141H101V139H100ZM119 141V140H118ZM175 141H177V140H175ZM181 141H183V140H181ZM180 141V142H181ZM184 141V142H185ZM204 141H205V138H204ZM212 141V140H211ZM214 141V140H213ZM223 141V140H222ZM77 142H79V141H77ZM116 142V141H115ZM183 142V143H184ZM198 142V141H197ZM196 142V143H197ZM200 142H202V143H204L202 140H200ZM207 142H208V140H207ZM216 142V141H215ZM219 142V141H218ZM221 142V141H220ZM236 144H235V143ZM85 143V142H84ZM107 143H105V144H107ZM119 143V142H118ZM182 143V144H183ZM187 143V142H186ZM191 143V142H190ZM208 143H211V142H208ZM223 143V142H222ZM225 143V142H224ZM264 143V142H263ZM38 144V143H37ZM78 144V143H77ZM83 144V143H82ZM92 144H95L96 146H92ZM114 145L113 146H115V144L116 143H113ZM150 144V145H149ZM199 144V143H198ZM207 144V143H206ZM87 145V144H86ZM100 145V146H101ZM175 145V146H174ZM178 145V144H177ZM187 145V144H186ZM191 145V144H190ZM203 145V144H202ZM216 145V144H215ZM233 145V146H234ZM77 146V145H76ZM83 146V145H82ZM81 146V147H82ZM211 146V145H210ZM217 146H220L219 144L217 145ZM221 146H222V144H221ZM224 146V145H223ZM80 147V146H79ZM186 147H188V145L186 146ZM193 147V146H192ZM195 147H196V145H195ZM201 147V146H200ZM207 147H209V146H207ZM225 147V146H224ZM40 148V147H39ZM69 148V147H68ZM74 148H76V147H74ZM87 148V147H86ZM199 148V147H198ZM202 148H203V146H202ZM212 148V147H211ZM220 148H222V147H220ZM226 148V147H225ZM228 148V147H227ZM230 148V147H229ZM228 148V149H229ZM81 148H79V150H80ZM93 149V148H92ZM96 149H97V151H96ZM95 150L93 149L92 151H93V160L92 159H90V158H86V160H84V158L85 157H87V156H85V153L86 152H84L83 153V150H82V152L81 153H83L82 154V156L81 155H79L80 154V152H79V150H77V148L74 150V152L75 151H78V152H75V153H77L76 155H79V156H76L77 158L78 157H82V158H80V160H82L81 162H80V160H78V159H76V160H78L79 162H78V164H80V165H75L74 164V166H77V169L79 170L80 169V172H81V170L83 171V172H87L86 173V175L88 174L89 175V172L90 171H92V175H93V173L94 172H98L97 170H99V172L101 171H103V166H101L100 167V164L99 163H101L102 162V159L100 158V159H97V157H98V155H96L95 156V154H97V153H99L100 151H98V150H100V148H96ZM182 149H183V147H182ZM188 149V148H187ZM192 149V148H191ZM194 149V148H193ZM192 149V150H193ZM234 149V148H233ZM86 150V149H85ZM89 150V149H88ZM197 151H201V149L199 148V150L198 149H196ZM203 150H205V149H203ZM207 150V149H206ZM221 150V149H220ZM223 150V149H222ZM186 151V150H185ZM214 151H216V150H214ZM213 151V152H214ZM225 151V150H224ZM232 151V150H231ZM39 152H41V151H39ZM52 152V151H51ZM71 152V151H70ZM73 152V151H72ZM94 152H97V153H94ZM102 152V151H101ZM100 152V153H101ZM184 152V151H183ZM183 152L181 153V154H183ZM187 152V151H186ZM202 152V151H201ZM205 152V151H204ZM54 153V152H53ZM74 153V154H75ZM100 153H99V155H100ZM195 153V152H194ZM193 153V154H194ZM207 153V152H206ZM209 153V152H208ZM216 153V152H215ZM214 153V154H215ZM222 153V152H221ZM227 153H229V151H227ZM232 153H234V152H232ZM231 153V154H232ZM40 154V153H39ZM55 154V153H54ZM87 154V153H86ZM92 154V153H91ZM102 155H100L101 157H103V152L101 153ZM104 154H106L107 156H108V153H104ZM187 154V153H186ZM192 154V153H191ZM196 154H197V152H196ZM198 154H199V152H198ZM211 154V153H210ZM210 154H208V158H209V156H210ZM223 154V153H222ZM230 154V153H229ZM235 154H237V153H235ZM241 154V153H240ZM243 154V155H244ZM40 155H42V153L40 154ZM71 155V154H70ZM228 155V154H227ZM52 156V155H51ZM73 156V155H72ZM71 156V157H72ZM83 156H85L84 158H83ZM194 155H192V157H193ZM196 156V155H195ZM194 156V157H195ZM198 156V155H197ZM196 156V157H197ZM219 155H217V157H218ZM223 155H221L219 158H221ZM228 156H230V155H228ZM40 157V156H39ZM95 157V158H94ZM193 157V158H194ZM199 157V156H198ZM203 157V156H202ZM213 157H215V155H213ZM54 158V157H53ZM223 158V157H222ZM220 159V161L221 160H224V159H226V156H225V158H223V159ZM228 158V157H227ZM230 158V157H229ZM243 157H241V159H242ZM244 158H246L245 156H244ZM87 159H89V162L87 161ZM104 159V158H103ZM106 159V158H105ZM108 159V158H107ZM195 160H196V158H194ZM203 159V158H202ZM232 159V158H231ZM247 159V158H246ZM91 160V161H90ZM100 162H99V161ZM184 160V161H183ZM186 160V161H185ZM201 160V159H200ZM213 160V159H212ZM46 161V160H45ZM74 161H75V158H74ZM199 161V160H198ZM203 161V160H202ZM209 161V160H208ZM217 161H218V159H217ZM220 161H219V163H220ZM229 161V160H228ZM54 162V161H53ZM76 162V161H75ZM103 162H105V160L103 161ZM197 162V161H196ZM214 162V161H213ZM222 163L224 162V161H221ZM74 163V162H73ZM154 163V164H153ZM210 163V162H209ZM225 163V162H224ZM223 163V164H224ZM48 164V163H47ZM103 164H105V163H103ZM106 164H109V163H106ZM113 164V165H114ZM199 164V163H198ZM204 164H208L207 162L205 163L204 162ZM214 164V163H213ZM218 164V163H217ZM228 164V163H227ZM102 165V164H101ZM110 165V164H109ZM114 165V166H115ZM201 165V164H200ZM220 165V164H219ZM225 165H226V163H225ZM80 166V168H78ZM105 166V165H104ZM205 166V165H204ZM227 166V165H226ZM234 166V165H233ZM110 168L112 167V164H111V166H109ZM210 167H212V166H210ZM221 167V166H220ZM43 168V167H42ZM56 168V167H55ZM106 168H107V166H106ZM106 168H104V170L106 169ZM202 168V167H201ZM201 168H198V169H201ZM215 168V167H214ZM223 168V167H222ZM226 167L224 166V169H225ZM228 168V167H227ZM226 168V169H227ZM241 168V169H242ZM100 169H102V170H100ZM109 169V168H108ZM112 169H114V167L112 168ZM159 169V170H160ZM204 169V168H203ZM207 169V168H206ZM211 169V168H210ZM209 169V170H210ZM77 170V171H78ZM158 170V171H159ZM162 170H160L161 172H162ZM187 170H189V171H187ZM196 170V171H195ZM217 170V169H216ZM215 170V171H216ZM231 170V169H230ZM229 170V171H230ZM233 170V169H232ZM231 170V171H232ZM239 170V169H238ZM94 171V172H93ZM116 171H119V170H116ZM133 171V172H132ZM184 171V170H183ZM185 171H184V174H185ZM199 171V170H198ZM214 171V170H213ZM219 171V170H218ZM227 171H228V169H227ZM76 171H74V173H75ZM80 172L78 171V174H80ZM100 172V173H101ZM111 172V171H110ZM160 172V173H161ZM191 172V171H190ZM200 172V171H199ZM204 172H205V170H204ZM211 172H212V170H211ZM222 172V171H221ZM220 172V173H221ZM239 172H241V171H239ZM243 172V171H242ZM241 172V173H242ZM245 172V173H246ZM43 173V172H42ZM59 173V172H58ZM82 173V172H81ZM103 173V172H102ZM101 173V174H102ZM106 173H108V171L106 172ZM152 173V174H151ZM183 173V172H182ZM197 173V172H196ZM203 173V172H202ZM202 173H200V174H202ZM209 173V172H208ZM212 173H214V172H212ZM211 173V174H212ZM223 173H224V171H223ZM77 174V175H78ZM85 174V173H84ZM104 174V173H103ZM111 174H114L113 172L111 173ZM110 174V175H111ZM116 174H117V172H116ZM115 174V175H116ZM151 174V175H150ZM162 174V173H161ZM160 174V175H161ZM191 174V173H190ZM194 174V173H193ZM205 174V173H204ZM211 174L208 176V178H206V179H204V176H203V180L204 181H206L205 183H203L204 185H203V187L205 186V189H204V192H206V194H207V196H205L204 198H202L201 200L203 201V205L204 204H206V206H207V208L208 209H210L209 211H212V210H215V211H217V210H219L220 208H222L223 209V211H225L226 212V214L228 213V212H230L231 213V211H233L232 213H231V215H225L224 213H221L222 212V210H221V214L220 213H217V214H219V215H217L216 213V215L215 216H209L210 214H206L207 212H205L204 211V209H201L200 208V205L199 206H197V204H193L192 203V201L191 202H188V201H184V202H181L182 200L177 196V192L175 191V188H174V191H175V193L173 192V191H171L170 189H173V187L172 186H174V187H177L178 186V184L176 185L175 184V182L173 183V182H171V183H168V179H169V177H168V175H167V177H164V176H162V177H159V178H157V179H163V177H164V179H167L166 181H167V183L168 184H170V186L172 187V188H170L169 189V187H167V186H165V187H167L168 189H169V191L168 192H172V193H174V194H176L175 196L178 198H175L174 197V195H173V200H174V198H175V201H173L174 203L177 201V204L175 203V205L177 206H175L176 208H178V210H179V207H178V205L182 208V210H181V208H180V210L182 211V214H178V215H176V217L174 216L175 214H170L171 212H174L175 210H173V211H170L169 212V209H168V207H170L169 205H167V207H164V205L161 203L162 201V197L160 196V201H158L159 199L157 198V196H156V193H155V195L153 194H148L147 195V198H151V200H153V202H152V204H153V206H154V208H155V210H156V216H157V213H158V215L159 216H157V217H161V219L162 218H164V220L165 219H170V217H168L169 215H171V218L174 216V220H172L171 219V222L169 221V220H167V221H169V223H168V225L171 223V226L170 227H172V222H174L176 219L178 220V218H177V216H181L182 215V218H183V220H184V222H185V224L186 225H184V223L182 222V224L184 225V226H187L188 228H189V230L191 231H188V232H190V233H192L191 235H193L192 236V242H193V245L192 246H195V249L196 248H198L197 250L198 251H200V253H198L199 255H197L196 257H199V258H197V259H199V263H201V264H210L211 263V261L210 260H208V258L206 257L205 258V255L206 254H208L210 251H211V249H213L212 247H214V245H216V244H210L209 243V238H211V237H209L210 235H208L206 232L207 231H205V233L203 232L204 231V227L205 226H210L211 228H208V229H211L212 231H210V232H213L214 234H215V237H216V239L218 240V242H217V244L219 245H221L223 248L224 247H226V251H227V253L230 251H232V252H236V250L235 251H233L235 248H236V245L239 243V241L240 240H238L237 239V241H238V243L237 242H232L233 241V239H232V237H230V236H232V235H234V234H229L226 230H225V227H227V222L230 220V222L229 223H231L232 221L231 220H233V221H235L234 222V225H235V223L237 224V225H239V229H238V232L240 233V235L241 236H239L238 235V237H240L239 239H241L242 238V241H244L245 240V245H243L242 244V246L244 247V246H246V247H244L243 248V251H245L246 249V251H245V253L242 251H240V250H238V251H240V256L239 255H236V256H238V257H236V256H234L235 258V260H238L237 262H238V264H244L243 262L245 261L244 259L245 258H247V255L249 256V260H248V264H264V229L263 228H261V226L262 227H264V212H262V211H264V203H259V202H257L258 200H256L257 198H256V196L257 195H255V198L253 197L254 195H251V194H253V193H251L250 195H248V192H246V194H245V192H244V194H245V196H241V195H237L236 194V192H237V190L235 191V187L233 186L234 184H231L230 185V183H225L226 182V179H225V182H224V177H223V181L222 180H220L219 181V179L220 178H218V180H216L215 179V177L213 178V176L211 177ZM228 174V173H227ZM75 175V174H74ZM91 175V176H92ZM95 175V174H94ZM96 175H98V173L96 174ZM104 175H106V174H104ZM108 175V174H107ZM177 175L179 176V177H177ZM213 175V174H212ZM216 175H217V173H216ZM215 175V176H216ZM221 175V174H220ZM70 176V175H69ZM72 176H73V174H72ZM79 176V175H78ZM80 176H81V174H80ZM83 176V175H82ZM85 176V175H84ZM90 176V177H91ZM100 176L102 177V175H100L99 174V179H100ZM113 176V175H112ZM119 176H118V180H119ZM149 176H148V178H149ZM186 176H187V174H186ZM192 174H191V178H192ZM197 176V175H196ZM207 176V175H206ZM218 176V175H217ZM223 176V175H222ZM245 176H246V174H245ZM258 177V178H261V177ZM40 177V176H39ZM60 177V176H59ZM93 177V176H92ZM98 176H96V178H97ZM106 177V176H105ZM107 177H109V176H107ZM177 177V178H176ZM184 177V176H183ZM182 177V178H183ZM195 177V176H194ZM200 177H201V175H200ZM94 178V177H93ZM93 178H92V180H93ZM140 178V177H139ZM138 178V179H139ZM147 178V177H146ZM188 178V177H187ZM187 178H185V180L187 179ZM226 178V177H225ZM230 178V177H229ZM232 178V177H231ZM246 178V177H245ZM254 178V179H253ZM263 178V177H262ZM42 179V178H41ZM74 179V178H73ZM82 179V178H81ZM106 179V178H105ZM125 179H127V178H125ZM125 179H124V181H125ZM144 179V178H143ZM193 179V178H192ZM195 179H196V177H195ZM194 179V180H195ZM66 180V179H65ZM75 180V179H74ZM76 180H78V178L76 179ZM95 180V179H94ZM110 179H108V181H109ZM136 180V179H135ZM184 180V179H183ZM188 180H190V179H188ZM197 181H198V179H196ZM195 180V181H196ZM250 180H248L247 182H250ZM263 181H264V178L262 179ZM88 181H90L89 179H88ZM111 181H112V179H111ZM131 181V180H130ZM136 181H138V180H136ZM139 181H141V180H139ZM149 181V180H148ZM154 182H155V180H153ZM162 181V180H161ZM200 181V180H199ZM257 181H259V180H257ZM73 182V181H72ZM75 182V181H74ZM73 182V183H74ZM77 182V181H76ZM98 182V181H97ZM104 182V184H105V180L103 181ZM102 182V183H103ZM144 182V181H143ZM153 182V183H154ZM164 181H162L161 182V184L163 183ZM180 182H181V178H180ZM180 182H178V183H180ZM187 182V181H186ZM189 182H192V180L191 181H189ZM261 182V181H260ZM69 183H70V181H69ZM90 183V182H89ZM135 184H136V182H134ZM160 183V182H159ZM177 183V182H176ZM183 183H185V182H183ZM183 183H181V184H183ZM193 183H195V182H193ZM197 183V182H196ZM234 183V182H233ZM245 183H246V181H245ZM81 184V183H80ZM84 184V183H83ZM92 184H94V183H92ZM103 184V185H104ZM120 184H121V182H120ZM145 184V183H144ZM148 184V183H147ZM152 184V183H151ZM150 184V185H151ZM156 184H158V183H156ZM166 184V183H165ZM173 184V185H172ZM180 184V185H181ZM192 184V183H191ZM198 184V183H197ZM196 184V185H197ZM249 184H251V183H249ZM33 185H35V184H32V183H30V185H28V187L29 186H33ZM73 185V184H72ZM77 183H75L74 184V186H71L69 189H68V191H65V193L66 192H68L69 193V196L70 197H72V198H74V199H76V200H78V201H84L88 206H90L91 207V211L92 210H94L95 212H97V214L99 213L100 215V217H102V221L101 222H106L107 224H111L112 225V223H110V222H112L113 221V218L116 216L115 214H113L112 212L113 211H116V210H112V208L111 207H113V206H111L110 207V205H113L114 204V202H116L115 200H114V202L112 203V204H110L109 202H112L113 201V199L115 198L116 199V196L118 195H116V193L115 194H113L112 192H108L109 190H105V189H103V190H105V191H103L102 190V192H97L96 194H92V195H88V194H86V193H88L87 192V190L84 192L80 187H78V186H80V185H77ZM85 185H87V184H85ZM94 185H96V184H94ZM100 185V183L97 185V187ZM106 185V184H105ZM112 185V184H111ZM136 185H138V184H136ZM142 185V184H141ZM153 185V184H152ZM155 185V184H154ZM186 185V184H185ZM236 185V184H235ZM252 185V184H251ZM250 185V186H251ZM84 186V185H83ZM121 186V185H120ZM145 186H147V185H145ZM246 186V185H245ZM249 186V185H248ZM67 187V186H66ZM102 187V186H101ZM112 187V186H111ZM137 187V186H136ZM140 187V186H139ZM152 187V186H151ZM155 187V186H154ZM162 187V186H161ZM182 187H184V186H182ZM185 187H187V185L185 186ZM189 187V186H188ZM191 187V186H190ZM192 187H194V186H192ZM191 187V188H192ZM196 188L198 187V186H195ZM18 188V187H17ZM20 188H22V186H20ZM85 188V187H84ZM108 188H109V186H108ZM114 188V187H113ZM141 188V187H140ZM143 188H145L144 186H143ZM178 188H180V187H178ZM190 188V189H191ZM200 188H201V186H200ZM237 188H239V186L237 187ZM255 188V187H254ZM23 189V188H22ZM54 189H56V188H54ZM100 189H102V188H100ZM99 189V190H100ZM146 189H147V187H146ZM155 189H156V187H155ZM154 189V190H155ZM186 189V188H185ZM202 189V188H201ZM201 189H198V191L197 192H199V194L203 191H201ZM242 189V188H241ZM240 189V190H241ZM248 189V188H247ZM46 190H48V189H46ZM52 190V189H51ZM113 190V189H112ZM138 190V189H137ZM149 190V189H148ZM153 190V189H152ZM158 190H161V189H158ZM201 192H200V191ZM54 191V190H53ZM52 191V192H53ZM57 191H59V190H57ZM61 191V190H60ZM138 191H141V189L140 190H138ZM156 191V190H155ZM162 191V190H161ZM183 191H184V189H183ZM190 191H193V189L192 190H188V191H186L187 193L186 194H189L188 192H190ZM196 191V190H195ZM55 192V191H54ZM96 192V191H95ZM144 192V191H143ZM152 192V191H151ZM157 192V191H156ZM160 192V191H159ZM163 192H164V190H163ZM166 192V191H165ZM181 192V191H180ZM194 192V191H193ZM193 192H190V193H192V196H190V198H194L195 196H193ZM37 193V192H36ZM39 193V192H38ZM43 193V192H42ZM47 193V192H46ZM67 193V194H68ZM91 193V192H90ZM135 193V192H134ZM139 193V192H138ZM138 193H136V194H138ZM142 193V192H141ZM185 193V192H184ZM196 192H194V195H198V196H203V195H199L198 193L197 194H195ZM50 194V193H49ZM52 194V193H51ZM56 193H54L52 196L54 197V195H55ZM58 194H59V192H58ZM161 194V193H160ZM164 194V193H163ZM162 194V195H163ZM168 194V193H167ZM166 194V195H167ZM202 194H205V193H203L202 192ZM241 194V193H240ZM243 194V193H242ZM32 195V194H31ZM57 195V194H56ZM56 195H55V197H56ZM116 195V196H115ZM134 195V194H133ZM142 194H140V195H137V196H141ZM184 195V194H183ZM191 195V194H190ZM20 196V195H19ZM28 196H29V194H28ZM46 196V195H45ZM44 196V197H45ZM50 196V195H49ZM62 195H60V197H61ZM165 196V195H164ZM163 196V197H164ZM197 196V197H198ZM51 197V196H50ZM132 197V196H131ZM158 199H156V198ZM159 197V196H158ZM196 197V200L197 199H200L199 197L197 198ZM259 197V196H258ZM43 198V197H42ZM46 198V197H45ZM49 198V197H48ZM69 198V197H68ZM121 198V197H120ZM123 198H125V196L123 197ZM127 198V197H126ZM134 198H136V200L135 201H140L139 199H141V197H134ZM134 198H132L133 200H134ZM137 198H139L138 200H137ZM149 198V199H150ZM168 198H170L171 199V197L169 196ZM183 198H185V197H183ZM38 199V198H37ZM47 199V198H46ZM45 199V200H46ZM60 199V198H59ZM61 199H62V197H61ZM112 199V200H111ZM122 199V198H121ZM131 199V198H130ZM180 199V200H179ZM195 199V198H194ZM204 199V200H203ZM44 200V201H45ZM47 200H50V199H47ZM55 200H57V198H55ZM105 200H106V203H105ZM107 200H111V201H107ZM127 200V199H126ZM164 200H165V197H164ZM169 200V199H168ZM186 200H187V198H186ZM201 200H199V201H201ZM260 200H261V198H260ZM259 200V201H260ZM15 201V200H14ZM36 201H38V200H36ZM52 201V200H51ZM61 201V200H60ZM59 201V202H60ZM63 201V200H62ZM66 201V200H65ZM72 201H73V199H72ZM75 201V200H74ZM73 201V202H74ZM167 201V200H166ZM165 201V202H166ZM178 201H179V203L180 204H178ZM201 201V202H202ZM206 201V202H205ZM21 202V201H20ZM53 202V201H52ZM58 202V203H59ZM70 202V201H69ZM76 202V201H75ZM108 202V203H107ZM128 202V201H127ZM126 202V203H127ZM165 202H163L164 204H166ZM172 202V201H171ZM196 201L194 200V203H195ZM205 202V203H204ZM263 202V201H262ZM58 203H56V205H59ZM78 203V202H77ZM81 203V202H80ZM123 203V202H122ZM124 203H125V201H124ZM140 203V202H139ZM197 203V202H196ZM23 204V203H22ZM65 204H67V203H65ZM169 204V203H168ZM19 205H21V203H18L17 204V201H16V203H14V202H11V204H9V205H7L6 207H4V212H3V214H4V216H3V219H4V221L5 222H8V223H10V221H11V223H12V218H13V216L15 215V213H16V211L18 212L19 210H21L19 207ZM48 205V204H47ZM47 205H46V207H47ZM107 205H109V206H107ZM119 205V204H118ZM129 205V204H128ZM171 205V204H170ZM19 206V207H18ZM68 206H69V204H68ZM80 206H82V205H80ZM83 206H85V205H83ZM116 207H117V203H116V205H115ZM126 206V205H125ZM139 206V205H138ZM49 207V206H48ZM59 207V206H58ZM64 207V206H63ZM74 207V206H73ZM77 207V206H76ZM111 209H110V208ZM131 207V206H130ZM136 207V206H135ZM144 207V206H143ZM174 207V208H175ZM202 207V206H201ZM19 208V209H18ZM42 208H43V206H42ZM57 208V207H56ZM71 208V207H70ZM121 208V207H120ZM123 208V207H122ZM137 208V207H136ZM171 208V207H170ZM173 208V209H174ZM206 208V207H205ZM206 208V209H207ZM18 209V210H17ZM45 209V208H44ZM49 209H51V208H49ZM58 209V208H57ZM62 209V208H61ZM74 209V208H73ZM114 209V208H113ZM140 209V208H139ZM144 209V208H143ZM205 209V210H206ZM46 210V209H45ZM88 210V209H87ZM124 210V209H123ZM154 210V211H155ZM177 210V209H176ZM63 211V210H62ZM71 211H72V209H71ZM129 211H130V208H129ZM133 211V210H132ZM132 211H130V212H132ZM135 211V210H134ZM138 211V210H137ZM141 211V210H140ZM144 212H145V210H143ZM143 211H142V213H143ZM208 211V212H209ZM45 212V211H44ZM47 212V211H46ZM45 212V213H46ZM51 212V211H50ZM60 212V211H59ZM117 212V211H116ZM115 212V213H116ZM126 212V211H125ZM136 212V211H135ZM176 212V211H175ZM174 212V213H175ZM19 213V212H18ZM54 213V212H53ZM22 214V213H21ZM62 214V213H61ZM94 214H96V213H94ZM124 213H121V215H123ZM130 214V213H129ZM135 214V213H134ZM146 214V213H145ZM143 215L144 217L143 218H138V219H144L145 221H147L149 224L152 222V221H154L155 220V218H154V216H153V218H151L152 216H150V218L151 219H153L152 221H151V219L150 218H148L147 217V215ZM229 214V213H228ZM19 215V214H18ZM46 215V214H45ZM51 215H53V214H51ZM55 215H56V213H55ZM85 215V214H84ZM113 215H115V216H113ZM126 215V214H125ZM128 215V214H127ZM136 215V214H135ZM137 215H138V213H137ZM148 215H150V214H148ZM212 215V214H211ZM26 216V215H25ZM54 216V215H53ZM60 216V215H59ZM73 216V215H72ZM119 216V215H118ZM131 216V215H130ZM15 217V216H14ZM20 217V216H19ZM49 217V216H48ZM90 217V216H89ZM122 217V216H121ZM121 217H120V219H121ZM168 217V218H167ZM17 218V217H16ZM23 218V217H22ZM29 218V217H28ZM84 218V217H83ZM94 218V217H93ZM116 218V217H115ZM181 218V219H182ZM14 219V218H13ZM41 219V218H40ZM42 219H44V217L42 218ZM46 219V218H45ZM52 219V218H51ZM61 219V218H60ZM99 219V218H98ZM130 219V218H129ZM135 219V218H134ZM137 219V220H138ZM28 220V219H27ZM26 220V221H27ZM57 220V219H56ZM84 220H86V219H84ZM119 220V219H118ZM122 220V219H121ZM126 220V219H125ZM133 220V219H132ZM143 220V221H144ZM159 220V219H158ZM176 220V221H177ZM15 221V220H14ZM41 221V220H40ZM46 221V220H45ZM51 221V220H50ZM53 221V220H52ZM54 221H55V217H54ZM62 221V220H61ZM81 221V220H80ZM156 221V220H155ZM163 221V220H162ZM161 221V223H163ZM166 221V220H165ZM164 221V222H165ZM25 222V221H24ZM49 222V221H48ZM63 222V221H62ZM85 222V221H84ZM87 222V221H86ZM115 222V220L113 221V223ZM117 222H120V221H117ZM131 222V221H130ZM133 222H134V220H133ZM146 222V223H147ZM178 222H180V221H178ZM245 222H249L250 223V225H252L253 226V228L252 229H249V228H251V227H246L244 224H245ZM7 223V224H8ZM30 223V222H29ZM50 223H52V222H50ZM54 223V222H53ZM56 223V222H55ZM105 223V224H106ZM123 223H125V222H123ZM158 223V222H157ZM160 223V222H159ZM158 223V224H159ZM181 223V222H180ZM17 224V223H16ZM26 224V223H25ZM33 224V223H32ZM40 224H42V225H40ZM44 224V225H43ZM57 224V223H56ZM87 224V223H86ZM103 224V223H102ZM101 224V225H102ZM118 224V223H117ZM120 224V223H119ZM122 224V223H121ZM127 224H128V222H127ZM136 224V222L134 223V225ZM139 225H141V223H138ZM155 224H156V222H155ZM158 224H157V226H158ZM181 224V225H182ZM226 224V225H225ZM232 224H233V222H232ZM10 225V224H9ZM24 225V224H23ZM22 225V226H23ZM31 225V224H30ZM34 225L36 226V224H35V222H34ZM40 225V227H37L36 226V228L37 229H35V226H32V228H31V230L32 231H35V230H37L36 231V235H38V236H41V237H39L40 239L42 238V237H44V238H46V239H44V240H46L48 243L46 244L47 245V247L45 246V247H42V246H40L39 244L42 242H40L38 245H39V247H41V248H39V247H37V245L34 247L33 245L31 246V243L29 244V245H27V243H26V246H24V247H22V245H20V250H21V255H22V257L23 258H25V259H23V261H25L24 263H26V264H38L39 263V256H41L40 257V260H42V262L41 263H39V264H47L48 263V258L46 259V258H44V257H46L47 255H49V254H51L52 255V257L51 258H54L56 261V263L55 264H61V263H66L67 261H70V259L69 260H67L68 259V255L69 254H66V253H69V252H65V251H63V250H67L68 248H64V249H62V247H61V244H59L58 242L59 241H56V240H54V238L55 237H57V236H54V235H56L57 233H55V232H58V231H56V229L58 228H56V229H53L52 227L50 228V226H47V224L45 225V223L42 221V222H40L39 224H38V226ZM62 225V224H61ZM98 225V224H97ZM104 225V224H103ZM102 225V226H103ZM114 225V224H113ZM129 225H131V223L129 224ZM128 225V226H129ZM137 225V224H136ZM144 225V224H143ZM151 225V224H150ZM178 225H180V224H178L177 222H175V225L173 226V227H176L177 228V230H178V228L180 229V228H182V226L181 227H178ZM231 225V224H230ZM230 225H229V228H230ZM237 225H236V227H237ZM14 226V225H13ZM12 226V227H13ZM22 226H20V227H22ZM25 226H27V225H25ZM53 226H54V224H53ZM88 226H89V223H88ZM106 226V225H105ZM108 227L110 226V225H107ZM121 226V225H120ZM124 226V225H123ZM122 226V227H123ZM127 226V227H128ZM161 226H163V225H161ZM183 226V227H184ZM249 226V225H248ZM15 227V226H14ZM13 227V228H14ZM29 227V226H28ZM33 227H34V230H33ZM108 227H104L105 229H107ZM112 227V226H111ZM135 227V226H134ZM133 227V229H135ZM142 227V226H141ZM151 228H149V233H150V235L152 236V238L151 239H153L154 238V243L156 242V241H158L159 239L158 238H160V239H162V237H159V236H162V235H160V232H159V227L157 228L156 226H153V225H151L150 226ZM169 227V228H170ZM18 228V227H17ZM81 228V227H80ZM90 228V227H89ZM110 228V227H109ZM115 228V227H114ZM118 228V227H117ZM124 228V227H123ZM137 228V227H136ZM140 228V227H139ZM186 228V227H185ZM9 229V228H8ZM21 229V228H20ZM61 229V228H60ZM60 229H59V232H60ZM64 229V228H63ZM111 229V228H110ZM116 229V228H115ZM128 229H129V227H128ZM133 229H132V231H133ZM145 229V228H144ZM207 229V230H208ZM261 229H263V232H262V230ZM12 230V229H11ZM16 230V229H15ZM22 230V229H21ZM31 230H29V232H31L32 233V231ZM97 231L98 230V228L96 229V226H95V229H94V231ZM99 230H101V229H99ZM108 230V229H107ZM107 230H105V231H107ZM130 230V229H129ZM128 230V231H129ZM165 230V229H164ZM168 230H170V229H168ZM186 230V229H185ZM184 230V231H185ZM2 231H4V230H2ZM6 231V230H5ZM17 231V230H16ZM55 231V232H54ZM64 231H66V230H64ZM69 231H71V229L69 230ZM75 231V230H74ZM103 231V230H102ZM117 231V230H116ZM121 231V230H120ZM126 231V230H125ZM139 231V230H138ZM143 231V230H142ZM162 231V230H161ZM171 232H172V230H170ZM180 231H182V229L180 230ZM7 232V231H6ZM91 232V231H90ZM97 232H99V231H97ZM114 232V231H113ZM124 232V231H123ZM130 232V231H129ZM128 232V234H130ZM147 232V231H146ZM2 232H1V230H0V234H1ZM12 233H13V231H12ZM12 233L10 232L9 234H11L12 235ZM19 232H17V234H18ZM31 233H29V234H31ZM34 233V232H33ZM63 233V231H61V234ZM65 233V232H64ZM72 232H67V234H70V235H72L71 234ZM103 233H108V232H103ZM103 233H100L98 236H96V237H98V240H99V237H105L102 241H101V239L99 240L100 242H101V244H98L95 248H92V247H90V249H88V247H82L83 249H85V252H86V254L88 253V255H92L93 257H95L96 256V258H97V256H99V257H101L102 259V261H103V259H105L106 258V250H108L109 248L111 249V244H113V243H110V239L108 238H106V234H104V235H102ZM120 233V232H119ZM126 233V232H125ZM134 233V232H133ZM148 233V234H149ZM163 233V232H162ZM168 233V232H167ZM173 233H174V230H173ZM179 233V232H178ZM177 233V234H178ZM212 233V234H213ZM235 233V232H234ZM238 233V234H239ZM14 234V233H13ZM16 234V233H15ZM75 234H76V231H75ZM90 234V233H89ZM98 234V233H97ZM109 234V233H108ZM165 234H166V231H165ZM168 234H171V233H168ZM181 233H179L178 234V236L180 235ZM186 234V233H185ZM204 234L206 235H208V239L206 240V237L207 236H204ZM211 234V233H210ZM237 233H235V235H236ZM11 235H9V236H11ZM22 235V234H21ZM25 235V234H24ZM34 235V234H33ZM33 235H31V236H33ZM69 235V236H70ZM79 234H77V235H73V236H78ZM88 235V234H87ZM96 235V234H95ZM102 235V236H101ZM119 235V234H118ZM117 234H116V236H118ZM125 235V234H124ZM123 235V236H124ZM131 235V234H130ZM133 236H134V234H132ZM132 235H131V237H132ZM181 235H183V234H181ZM181 235H180V237H178L179 238V241L178 240H176V239H174L173 238V241L174 240H176V241H174V244H178L180 241H183L181 238H183V237H181ZM1 236V240L3 241V243H0V248L2 249V248H7L8 249V251L10 250V254H7V255H9V257L6 259V261H7V263L8 264H22L17 258L18 257H16V249L18 250V247H16L15 248V246H14V242H12V240L11 239H9L8 238V235L6 236V234H1L0 235ZM19 236H20V234H19ZM30 236V235H29ZM38 236H36V237H38ZM59 237H60V234L58 235ZM63 235H61V237H62ZM65 236H66V234H65ZM73 236H72V239H73V243H71V244H74L73 246H71V244H70V246H69V248H72L73 247V252H74V254H76V255H79V253L81 254L82 252H83V249L80 247L81 245H79L78 243H75V241L78 239H75L74 240V238H76V237H74L73 238ZM85 236V235H84ZM91 236V235H90ZM109 237L111 236L110 234L108 235ZM107 236V237H108ZM173 236H175V235H173ZM237 236V235H236ZM12 237H13V235H12ZM22 237V236H21ZM25 237H26V235H25ZM67 237H68V235H67ZM67 237H63V238H66L67 239ZM71 237V236H70ZM125 237V236H124ZM127 237H129V239H130V236H127ZM149 237V236H148ZM167 237V236H166ZM165 237V238H166ZM185 237H187V236H185ZM189 237H191V236H189ZM214 237V236H213ZM214 237V238H215ZM235 237V236H234ZM17 238V237H16ZM33 238H35V235H34V237ZM86 238V237H85ZM114 238H116V237H114ZM119 238V237H118ZM136 238V237H135ZM172 238V237H171ZM237 238V237H236ZM15 239V238H14ZM22 239V238H21ZM27 239V238H26ZM36 239V238H35ZM39 239V240H40ZM55 239H58V240H60L59 238H55ZM66 239H63L64 241L66 240ZM72 239H71V241H72ZM89 239V238H88ZM87 239V240H88ZM92 239V238H91ZM157 239V240H156ZM181 239V240H180ZM186 239V238H185ZM215 239V240H216ZM232 241H231V240ZM1 240H0V242H1ZM19 240V239H18ZM27 240H29V239H27ZM33 241H34V239H32ZM68 240H69V237H68ZM81 239H79V241H80ZM96 240H97V238H96ZM97 240V241H98ZM118 240V239H117ZM120 240H122V239H120ZM156 240V241H155ZM171 240L172 239H170V237H169V239L167 238V241H166V239H165V243L163 244V245H166V246H161L162 245V243H160L159 245H158V243L157 244H155V245H157V246H155L154 244V248H153V251H152V253H151V257H149L150 258V263L149 264H163V262H162V257L164 256L165 257V253H167V251H165V250H167L168 249V251H169V249H170V247L168 246V244L170 245V243H172L171 242ZM189 240V239H188ZM214 240V239H213ZM214 240V241H215ZM236 240V239H235ZM234 240V241H235ZM16 241V240H15ZM45 241V242H46ZM62 241V240H61ZM60 241V242H61ZM63 241V242H64ZM70 241V242H71ZM78 241V240H77ZM76 241V242H77ZM78 241V242H79ZM93 241V240H92ZM97 241L95 242V241H93V243L95 242V243H97ZM113 241H114V239H113ZM116 241V240H115ZM129 241V240H128ZM127 241V242H128ZM131 241H133V240H131ZM153 241V240H152ZM178 241V242H177ZM208 241V242H207ZM17 242V241H16ZM20 242V241H19ZM24 242V241H23ZM26 242H28V241H26ZM30 242V241H29ZM32 242V241H31ZM36 242V241H35ZM67 242V241H66ZM69 242V241H68ZM85 242V241H84ZM99 242V243H100ZM120 242V241H119ZM118 242V243H119ZM134 242H136V241H134ZM159 242H162V240L160 241L159 240ZM175 242H177V243H175ZM191 242V243H192ZM216 242V241H215ZM25 243V242H24ZM43 243V242H42ZM80 243V242H79ZM83 242H81V244H82ZM86 243V242H85ZM117 243V244H118ZM124 243H125V241H124ZM137 243V242H136ZM212 243H214V242H212ZM23 244V243H22ZM66 244V243H65ZM67 244H69V243H67ZM67 244H66V246H67ZM92 244V243H91ZM105 244V245H104ZM115 244H116V242H115ZM123 244V243H122ZM127 244V243H126ZM129 244V243H128ZM182 244H183V242H182ZM181 244V242H180V244H179V246H175V248L178 250H176V253H178L179 255H181V254H187V256H189L190 255V253H189V250H191V249H189L188 251L186 250V248L184 247V244L182 245ZM185 244H186V240H185ZM24 245V244H23ZM82 245H84V244H82ZM119 245V244H118ZM138 245V243L136 244V246ZM146 245V244H145ZM182 245V246H181ZM191 245V244H190ZM213 245V246H212ZM223 245H225V246H223ZM18 246H19V244H18ZM64 246V245H63ZM67 246V247H68ZM85 246V245H84ZM86 246H88V245H86ZM92 246H93V244H92ZM95 246V245H94ZM93 246V247H94ZM117 245H113L112 246V248L113 249H111V250H114L115 249V251L118 253V252H121V250H122V253L124 252L123 251V249L121 248L122 247V245H121V247L119 246V247H116ZM141 246V245H140ZM147 246V245H146ZM161 246V247H160ZM169 248H168V247ZM238 246V245H237ZM132 247H133V245H132ZM135 247V246H134ZM148 247V246H147ZM146 247V248H147ZM150 247V246H149ZM165 247V248H164ZM191 246H189V248H190ZM217 247V246H216ZM216 247H214V248H216ZM222 247H221V249H222ZM87 248V249H86ZM92 248V249H91ZM108 248V249H107ZM145 248V249H146ZM152 248V247H151ZM167 248V249H166ZM172 248V247H171ZM218 248V247H217ZM239 248V246L237 247V249ZM109 249V251H111ZM127 249L129 250V248L127 247ZM136 249V248H135ZM194 249V250H195ZM221 249H220V251H218L219 253L220 252H222L221 251ZM242 249V248H241ZM245 249V250H244ZM127 250V251H128ZM131 250V249H130ZM186 250V251H185ZM194 250H193V252H194ZM197 250H196V252H197ZM223 250V249H222ZM68 251H70V249L68 250ZM147 251V250H146ZM170 251H171V249H170ZM192 251V250H191ZM213 251H214V249H213ZM2 252V251H1ZM18 252V253H19ZM71 252V251H70ZM85 252L84 253H82V254H84L85 255ZM193 252H191V254L193 253ZM212 252V251H211ZM211 252H210V256H211ZM216 252V249H215V251H214V253ZM218 252H216L215 253V255L218 253ZM224 252H225V248H224ZM4 250H3V252L2 253H0L1 255H0V257H2V258H5L4 257ZM17 253V254H18ZM49 253V254H48ZM72 253V252H71ZM90 253V254H89ZM113 253V252H112ZM148 253V252H147ZM189 253V254H188ZM213 253V254H214ZM237 254H238V252H236ZM246 255L245 257H244V259H243V262H242V257L244 256V254ZM3 254V255H2ZM111 254V253H110ZM127 254V253H126ZM145 254H146V252H145ZM149 254H150V252H149ZM174 254V253H173ZM224 254V253H223ZM229 254H231V253H229ZM233 254V253H232ZM243 254V255H242ZM20 255V254H19ZM84 255H81V256H84ZM116 255V254H115ZM160 256V257H158V258H160V259H158L156 256ZM178 255V256H179ZM225 256H226V253L224 254ZM233 255H235V254H233ZM74 256V255H73ZM86 256V255H85ZM92 256H87V257H91L92 258ZM108 256V255H107ZM110 256V255H109ZM120 256V255H119ZM122 256V255H121ZM125 256V255H124ZM147 256H148V254H147ZM167 256H169V255H167ZM173 256V255H172ZM176 256H177V254H176ZM185 257H187L186 255H184ZM192 256L195 258V255H193L192 254ZM207 256V255H206ZM209 256V258H213V256L212 257H210ZM222 256V255H221ZM21 257V256H20ZM30 257H32L33 259H31ZM35 257H37L38 259V261L36 260V258ZM49 257V256H48ZM114 257V256H113ZM133 257V256H132ZM164 257H163V260H164ZM216 257H217V255H216ZM227 257H228V255H227ZM231 257V256H230ZM75 258V257H74ZM79 258H81V257H79ZM91 258H88L89 260L91 259ZM95 258V259H96ZM122 258V257H121ZM136 258V257H135ZM165 258H168V260L170 259L169 257H165ZM176 258V257H175ZM174 258V259H175ZM190 258H192V257H190ZM189 258V259H190ZM218 258V257H217ZM34 259H35V261H37L36 263H34L33 261H34ZM46 259V260H45ZM50 259V258H49ZM54 259H52L53 261H54ZM77 259V258H76ZM98 259V258H97ZM108 259V258H107ZM172 259V258H171ZM178 259V258H177ZM180 260H181V258H179ZM185 259H187V258H184V260ZM215 259V258H214ZM224 259H225V257H224ZM31 260H33V261H31ZM52 260H49V263L51 264V262H52ZM98 260H100V258L98 259ZM106 260V259H105ZM117 260V259H116ZM121 260V259H120ZM166 260V259H165ZM230 260V259H229ZM3 261V260H2ZM45 261H47V262H45ZM76 261V260H75ZM81 261V260H80ZM83 262H84V260H82ZM92 261V260H91ZM110 261V260H109ZM172 261V260H171ZM174 261H177V260H174ZM186 261V260H185ZM191 261V260H190ZM209 261V262H208ZM213 261V260H212ZM246 261H247V259H246ZM5 262V261H4ZM32 262V263H31ZM71 262V261H70ZM73 262V261H72ZM77 262H78V260H77ZM86 262V261H85ZM93 262H96V261H93ZM104 263H105V261H103ZM102 262V263H103ZM148 262V261H147ZM180 262V261H179ZM178 262V263H179ZM189 262V261H188ZM188 262H187V264H188ZM230 262V261H229ZM53 262H52V264H54ZM68 263V262H67ZM76 263V262H75ZM89 263V262H88ZM100 263V262H99ZM102 263H100V264H102ZM106 263H108V261L106 262ZM146 263V262H145ZM197 263V262H196ZM2 264V263H1ZM6 264V263H5ZM78 264H79V262H78ZM109 264H110V262H109ZM183 264V263H182ZM186 264V263H185ZM190 264V263H189ZM194 264V263H193ZM198 264V263H197ZM237 264V263H236ZM246 264V263H245Z\"/></svg>",
	"mask_w": 264,
	"mask_h": 264
},
{
	"label": "water",
	"instance_id": "obj_3",
	"mask_svg": "<svg viewBox=\"0 0 264 264\" xmlns=\"http://www.w3.org/2000/svg\"><path fill=\"white\" fill-rule=\"evenodd\" d=\"M109 1L111 0H102L103 3ZM117 1L121 5L123 15L138 25L139 33L134 39L126 40L123 45L106 51L95 61L78 63L71 67L53 62L49 67L35 71L32 65L24 69L16 66L6 54L0 53V73L16 86L21 95L26 112V124L36 135L40 150L54 173L55 170L51 164V149L49 145L42 142V134L55 129L61 122L66 102L76 85L82 81L103 76L110 69L146 50L152 51L166 39L194 38L193 31L206 24L233 21L235 18L245 14L250 15L264 8V0H168L166 3H162L165 0H154L152 7L149 9L146 5L145 13L141 15L133 12L132 8L138 1L144 2V0ZM73 2L74 0H70L67 8H74ZM53 6L60 7L54 0L52 2L49 0L48 4H44L42 0H8L0 8V29L7 33L5 29L7 22L18 14L28 13L30 17H38L44 9ZM51 71L66 72L70 83L58 103L56 114L52 119L43 121L36 115L32 92L24 76L40 75ZM82 72L85 73L82 74ZM40 121L42 123H39Z\"/></svg>",
	"mask_w": 264,
	"mask_h": 264
},
{
	"label": "clouds",
	"instance_id": "obj_4",
	"mask_svg": "<svg viewBox=\"0 0 264 264\" xmlns=\"http://www.w3.org/2000/svg\"><path fill=\"white\" fill-rule=\"evenodd\" d=\"M7 2L8 0H0V8ZM42 2L48 4L49 0ZM54 2L61 7L49 9L43 18L17 16L10 19L8 28L14 35L0 29V53L6 54L15 64L27 67L31 61L33 47L38 45L48 52L56 64L71 67L81 60L99 59L106 51L117 48L127 39H134L138 35V26L119 9L102 7L71 11L64 8L70 0ZM153 2L154 0H144L149 9ZM166 2L168 0L162 3ZM98 16L101 18L99 23L96 20ZM33 85L38 99L51 101L53 92L49 83L35 78ZM112 87L116 88L118 85L113 84ZM100 89L101 81L98 80L87 89H77V97L73 99V104L83 108L89 101H81L79 99L81 94L87 92L91 99H96L95 94ZM99 99H103V96ZM90 130L86 116L73 117L66 127L43 133L42 142L51 145L52 148L73 147L78 139L87 138Z\"/></svg>",
	"mask_w": 264,
	"mask_h": 264
}]
</instances>
